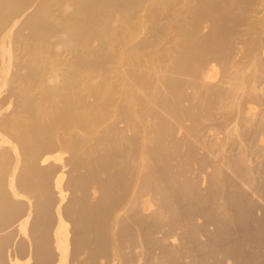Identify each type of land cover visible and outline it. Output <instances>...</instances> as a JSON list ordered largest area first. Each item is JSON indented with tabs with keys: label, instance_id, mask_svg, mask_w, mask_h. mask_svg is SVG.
<instances>
[{
	"label": "rangeland",
	"instance_id": "374dc122",
	"mask_svg": "<svg viewBox=\"0 0 264 264\" xmlns=\"http://www.w3.org/2000/svg\"><path fill=\"white\" fill-rule=\"evenodd\" d=\"M30 1L31 0H29L28 2H26L23 5H27L29 3L31 4V2H32L33 4H31V5H34V6L31 7V5L29 4V6L27 5L26 7H21V8H23V10L20 8L19 11L21 14L18 12V15L20 17L16 18L17 22H16L15 27H13L14 30L12 29V31H10V29H7V31H6L7 33L4 32V34L6 33L5 37H8V42L10 43V44L9 43L8 44L10 47V55L9 56H10L11 62L8 61L9 65H7V67H6L7 71L9 72L8 85H5L6 87L4 86L5 88L3 87L2 92L0 93V103H1L0 104V117H1L0 118V122H1L0 125L2 124L0 126V129L1 128L3 129V126L5 123L8 124L9 127H14V126H20V125L22 126L23 123L28 121L27 120L28 114L26 115V113H24V111H22L23 109H21V107H20L21 104L23 103V95H26V93L28 96V98H27L28 100L31 99V102L36 101V102L41 103V106H44V108L41 107V108H43L44 113L45 112L50 113V111L52 112V111H55L56 109L58 110V111L56 110L57 113L62 112L59 109L62 108V110H63L66 107V106L64 107L63 104L66 103L65 105H67V102H65V101H68L67 99H70V98L66 99V97H68L69 93H71L70 94L71 98L75 100V101L72 100L73 101L72 103H74V105L70 102L71 100L68 101V104L70 102V104L73 105V106L71 105L69 107H71V108L74 107V109H75L73 112L74 116L80 117L83 114V110L89 111V108H90L91 111H89V113H90V116L92 117V119L99 116L100 111H99V108H97L98 105H96L97 104L96 103L97 102L96 96H99V95H96V94H98V92L101 91V88L106 84L113 85V87H114L113 89L116 91V94H115L114 99H112L113 101H110V103H113V104L110 105V103H109L107 110H105L106 119L104 116L103 119H105V120L102 119L103 121L101 122V123H105V122L107 123L106 120H109V117H110L109 121H111V122H108L109 124L108 123L107 124L105 123L104 125L100 124L97 128H96L97 125L94 126L93 128L90 127V129L88 128V130H89L88 132H85V130H87L85 128H84L85 130L84 129L83 130L82 129L81 130L73 129L74 132L75 133L77 132V134H78V137L74 136L75 138L72 137L73 133L70 132V134H71V135L69 134L70 139H71V137L75 140H77L79 138V140H77V141H79V143H81L82 146L81 145L80 146L82 148L80 146H78L79 149L77 147L75 148L79 152L75 150L76 153H74V155H73L71 152H68V154H67L66 151H64V152L58 151L61 153V154H59L55 147L49 151L48 147H46V145H45V143L48 141V138H46V137H48V133L45 132L46 133V135H45V133H44L45 130L41 127V129H43V131H41V134L39 132L38 133L39 135L33 136L35 138V139L33 138L35 141H38V140L41 141L40 144L37 145L40 148L36 147L38 149V152L40 151L39 155H40V153L42 154V155H40V158H42L44 155L48 154L47 151H49V152L54 151V152H56L57 155L59 154V156L62 159L59 158L60 160H57L55 163L51 162L48 164L47 163L43 164V162H42L43 165H41L39 163V165L37 164L38 167L36 168V169H38V171H36L35 169L33 171L32 166H30L28 164V161H26L27 158L23 155L19 156L21 161L24 163L21 162V164H19V169L15 174L16 176L13 175L12 178L16 177V179H18V181H20V182H22L23 178H25L27 180L24 179L22 183H28L29 182V184H28L29 186H31V184H33V181L35 183L38 179H40L41 181H46V182H43V184L45 186L48 185V186H46V189H45L44 188L45 186L42 184V182L40 183V180H38L40 184L37 181L35 184H33L31 186L33 188H35L37 185L41 186V184L44 186V187L41 186V189H40V187H36V189H35L36 191H39V192H37V194H36L37 197L36 196L34 197L35 203L34 202L33 203L35 205L36 203L38 204V202H39V205L36 204L37 206H35V207H30L28 205V207H26V211H25L24 210L25 209L24 208L25 203L20 199H17L18 200L17 201L16 200L17 196H15L16 195L15 193H13L14 198H15V200H13L14 199L13 196L10 197V194H7L6 190H4L5 189V186H3L4 183L3 184L0 183V186H2V187H0V191H1V193H0V215H2L1 216L2 218L5 217L8 220L7 221L5 218H3L4 222H2L3 220L0 217V221H1L0 223L2 224V225H0V226H2V228L0 227V229H1L0 231L3 232V230H5L3 233L0 234V237L2 236L0 238V240L3 238L0 241V245H1L0 246V264H19V263L20 264H38V263L39 264L40 263L41 264H264V57H263L264 56V0H118V1L113 0L112 2H111V0L110 1L109 0H104V1H102V0H88L87 1L86 0L85 3H84V0H81V1L80 0H51V1L41 0V2H40V0H38L39 2H37V0H36V2H35V0H32L31 2ZM43 1H44V3H45V1H46V3L48 2L47 4L49 5V9L52 13L53 20L57 21V23L59 22L61 25L65 26V27H67L69 25L68 23H70V24L72 23L71 25L74 24L76 26V30H75L76 32L71 33L69 35H66L64 30H62L60 28L58 29L57 26H56L57 28L52 30L50 33L47 34L45 32V34L48 36H46L44 34L42 37L45 38L46 43L49 42L47 45H49V46L51 45V48L48 47V50H47V46H45L46 52H44V49L40 50L36 46H34L37 39H34V38L29 39V35H27V34H29L30 28H28V25L23 24L24 22L22 21V20H24L25 23H26V21L28 22L29 16L31 14L33 15L35 13V11L40 7V4L41 5L43 4ZM91 1H92V3H91ZM107 1H109V2H107ZM119 1H121V2L118 3ZM81 2L83 3V5L86 4L85 7L82 5ZM114 2L116 3V5H118V7H119L118 9H117V6H115ZM108 3L109 4L114 3L113 5L111 4L113 7L108 5ZM94 4H96V5H94ZM103 5H104V8H103ZM86 6H88V7H86ZM29 7L33 8V9H31L32 11L30 10ZM65 7L67 8V10ZM24 8H27L28 10L27 9L24 10ZM23 11L24 12L26 11V13H24V16H21L23 14ZM28 12L31 14H29ZM31 16H30V18H31ZM87 20L90 23L87 22ZM19 22H20V24H19ZM59 23L57 25H59ZM21 24H23L25 26H23ZM130 30H132V31H130ZM129 31L132 32L131 36H130ZM128 33H129V35H128ZM112 34H114L116 36L113 38L114 35H112ZM99 36H101V37H99ZM79 37H81V38H79ZM115 38H116V40H115ZM29 40L30 41L32 40V45L30 44L31 42H29ZM86 41H88V42H86ZM67 43H68V45H67ZM201 43H203V44H201ZM204 43H206L207 45L209 44L212 48V49L211 48L210 49L213 51L215 49L214 47H216L217 51L216 50L215 51L218 52V53H216L218 55V56H216V59H215V56L210 55V53L212 52L211 50L208 53L211 57L213 56V58L215 60L213 59L211 61L212 58L206 54L205 55L208 56V59H206L207 57L204 54H202V55H204L206 58L202 57L201 52L198 51V50H201V48H202V50H204L203 48L206 49L207 45L205 46ZM249 43H250L251 47H250ZM254 43H255V45H254ZM217 44L221 46V49H222L221 51H223V49H224L223 45H225V46L227 45L226 48L231 47V49L240 48L239 50L237 49L239 51V53L237 54L236 50H235V52H233L234 51L233 50V51L224 53L227 50H231V49H226V48H225L224 52L221 53V52H219L220 48ZM256 44H257V46H259L258 50L263 51V52H261L262 54H260V52L256 49V47H257ZM198 45H199V48H198ZM248 45H249V47H248ZM252 46H254L255 49L252 48ZM172 47H174V48H172ZM189 47L191 48L190 50H192L191 52L194 55L193 56L191 54L192 58L196 62H194L191 59V62H190V60H188L189 64H187L186 63L187 61L186 62L184 61L185 65L186 64L188 65L187 68H189V69H187L188 71H186V68H185L186 66L184 65V62H181V63H183V65L179 66V64H181V63H179L178 58L176 57V54L178 56V54L182 51H185L184 52L185 54H186V52L188 53ZM192 47L195 49V51H193ZM195 47H197V48H195ZM217 47L219 48V50ZM249 48H251V50ZM50 49H52V50L49 52ZM186 49H188V50L186 51ZM196 49H197V51H196ZM253 49L255 50V52H253L254 51ZM240 50L241 51L243 50V51L241 52ZM256 50H257V53H256ZM207 51L208 50L206 49V51H203V52H207ZM246 51H247V53H246ZM40 52L46 53L45 56L47 57L46 60H41L42 62H41V70H39L40 72L37 71L35 73V75L31 73V76H29L30 79L29 80L25 79L26 77H24V76H26L28 74L27 68H26L27 65L31 61H33L36 57H38L40 55ZM193 52H198V53L194 54ZM231 52H233V53H231ZM129 53H135L136 61H135V63L132 62L133 66L130 65L131 63L126 58L127 54H129ZM199 53H200V55H199ZM219 53H221V55H219ZM253 53H255L254 55H256V56H257V54H258V56H259V54H260V56L261 55H263V56L261 58H260V56L256 57L253 55ZM182 54H183V52H182ZM182 54H181V56H182ZM222 54H223V56H222ZM233 54L235 55V57L233 56ZM187 55L188 54L184 55L183 57H185ZM228 55H230V57L232 55L231 63L228 60V58H229ZM199 56L202 58H200ZM224 56L226 58L228 57L227 60L230 64L227 63L226 58L224 60ZM236 56H238V57H236ZM183 57H181V58L183 59ZM194 57L197 59H195ZM221 57L223 58L224 61H226L227 65H230V66H227L228 70L224 68V67H226L225 66L226 63L223 60H220V59H222ZM189 58H191V57H189ZM199 58H200V60H199ZM217 58H219V60ZM252 58H253V60H251ZM258 58L260 59V61ZM171 59H172V61H170ZM182 59H181V61H182ZM184 59H186V58H184ZM204 59L206 60V62L210 59L209 61L213 62V63L209 62L210 63L209 64L207 62L206 63V64H208V68H207V65L205 66V62H204L205 60ZM233 59L236 61H239L240 63L235 64L236 61H234ZM237 59H239V60H237ZM179 60H180V58H179ZM201 60L202 61L204 60L201 64L204 63V67H205L206 72H210L212 70L213 72H211V73H214V75L211 74L212 78L208 79V81H207L208 83H206V85L203 86L204 89H201L203 87H201V88H199L197 86L195 87V85H197V84H195L196 82L194 83L195 80L194 81L192 80L193 77H191L189 79L190 75H188V73L190 72L191 66L193 69L198 64V62H201ZM250 60H251V62H250L251 65L248 66ZM222 61L225 63V65L222 63ZM153 62L156 64H154ZM167 62L168 63L170 62L169 63L170 67H168L169 64ZM128 63H130V64H128ZM190 63H192L194 65L196 64V65L193 66ZM242 63L244 65H247V66H244ZM5 64H8V63L6 62ZM176 64H177V66H176ZM239 64H240V66H239ZM86 65L88 67V70L85 69ZM141 65H142V67H141ZM232 65H234V67L237 65L238 67L236 66L234 68ZM241 65L244 66V68H246V67L248 68L249 71L246 70L247 74H249V72H250L249 75L251 76V78L253 77L252 79L255 80V83H254V80L250 79V76L247 75V78L250 80V87H246L244 90H240V92L238 94H240V95L243 94L244 96L242 95V97H241L240 95H238L235 98V99L240 98L239 100L237 99L238 101H236L234 99V102L235 101H236L235 103L238 102L239 104L238 103L237 104L239 106L235 105V103L233 106H230V104H228L230 102V100H228L229 98L227 99V97L230 96V92H231V86H229V85H231L233 82H231V84H230L229 83L230 81L227 77H229L230 74L232 75V73H230V72H232L233 69H235V70H233L235 72L239 71L236 69H241V71H242L244 68H242ZM260 65H261V67H260ZM79 66H80V68H79ZM82 66H84V67L82 68ZM151 66L155 67L156 75L151 71ZM157 66H159V67L157 68ZM182 66H184V67H182ZM222 66H224V67L222 68ZM178 67L179 68L182 67L183 70L182 71L179 70ZM210 67H212V68H210ZM230 67H232L231 71H230V69H231ZM239 67H241V68H239ZM250 67H251V69H250ZM93 69H94V71H93ZM114 69L117 70L119 73H121V79H122L121 81H120V79H117V78L111 79L112 77L110 75V72L112 70L115 71ZM159 69H160V71H159ZM168 69H170V70L168 71ZM184 69L186 72H184ZM161 70H163V71H161ZM222 70H224V71H222ZM225 70H226V72H225ZM257 70L259 72H257ZM260 70L262 71V73ZM17 71H18V73H17ZM87 71H90L89 75L87 74L88 73ZM95 71H96V73H95ZM128 71H129V76L130 77L132 76V79H133V77H134V79L136 77L135 80L133 79L135 84H134V82L132 83L133 80L129 79L128 75H126V73ZM134 71H136V72L134 73ZM149 71H151V72H149ZM170 71H172V72H170ZM246 71H243V72H246ZM8 72H6V73H8ZM51 72L57 73L58 79H59V80L57 79V81H58L57 83H54L53 81H51V79H50L51 74H52ZM174 72L175 73L176 72L177 73L183 72V73H181L182 76H183V74H186V76L184 75L186 77V79H182L181 82H182V84L183 83H185V84L189 83L188 84L189 87H188V85H186V86L188 88H191V89H187L184 86L185 84H183V86H184L183 90L187 89L188 92L187 91H184V92L188 93L187 95L189 98L187 96L185 97L186 99L184 98V96L186 95L185 93H184V96H182L183 95V92H182L183 87L180 85L181 82L179 81L180 83H178L177 79L174 80V78L175 77L178 78V76L180 78L179 80H181V78H185V77L184 76L181 77L180 74L178 76L177 75L175 76ZM223 72H225V73H223ZM227 72H229V74ZM93 73L96 75H94ZM259 73H260V75H258ZM141 74H142V76H141ZM171 74L174 75L175 77L173 76L174 77L173 78ZM189 74H191V73H189ZM223 74H224V76H223ZM225 74H226V77H225ZM227 74H228V76H227ZM85 75L88 78L85 77ZM134 75H136V76H134ZM138 75H139V77H138ZM109 76H110V78H109ZM163 76L168 77V78L170 77V78L169 79H166V78L163 79ZM222 76H223V78H222ZM95 77H97V78H95ZM124 77H125V80L123 79ZM141 78L143 81L140 80ZM157 78L159 79L158 81L154 80ZM161 78H162V80L160 81ZM172 78L174 81L172 80ZM225 78H227V79H225ZM71 79L73 80L74 83L72 82ZM103 79H104V81H103ZM128 79L132 80V81L127 82ZM26 80H27V82H26ZM137 80H138V82L142 81L143 84L150 81V83L152 85V87L150 86L151 89L153 88L154 85H156V86H154V88L158 89V90L156 89V91L158 93L154 94L155 93L154 88H153V90H151L149 88L151 91L149 89H143L142 85H140V83H138ZM184 80H185V82H184ZM186 80H189V82L187 81L188 82L187 83ZM155 81H156V83H155ZM165 81H166V83H165ZM171 81H173V82L177 81V84L173 83ZM222 81H223V83H222ZM121 82H123V84ZM224 82H226V83L224 84ZM9 83H10V85H9ZM68 83H69V85H68ZM87 83L88 84L92 83L93 87H90V89L93 88L94 90H89V88H87V85H88ZM227 83H229V84H227ZM126 84H127V86H126ZM174 84L179 85L181 89L178 88L179 86L178 87L173 86ZM70 85H71V88L73 87L72 91L68 89L70 87ZM89 85H88V87H89ZM135 85L137 86V88L135 89V91H137V92L134 91L133 93H137V94H135L136 95L135 97H137V99H139L138 102H140L144 98L147 100L151 99V101L153 99L154 101H152V102L150 101V103H149V101L147 102L145 100L147 103H145V101L140 102L136 106L135 104L137 103L136 102L137 100L135 98L134 99L136 101H134L133 99L129 100L130 98L126 97V95L129 96V94L127 93L130 91L129 89L132 88L134 90V87H132V86H135ZM193 85L195 88L193 87ZM251 85H252V88H251ZM123 86L124 87L126 86L124 88V90L122 89ZM128 86H129V88H128ZM211 86H215L216 88L215 87L212 88ZM170 87L172 88L171 91L169 89ZM225 87H227V88H225ZM98 88H100V89H98ZM198 88L200 89V91L198 90ZM207 88H210L211 90H209ZM253 88L255 89V91H254L255 93L251 92L254 90ZM120 89H121V91H119ZM132 89L130 92H132ZM164 89L166 91H164ZM194 89L195 90L197 89L196 90L197 92L194 91V92H196V94L193 93ZM205 89H207L208 91ZM213 89H214V92H213ZM224 89H226V91ZM246 89H248V90H246ZM167 90H168V92L170 91V93H168ZM176 90L177 91L181 90V92H182V93L178 92L180 94L179 95L180 97L178 96L179 98H176V96H177ZM202 90H205V91L203 92ZM215 90L217 92H219V94L221 96H219V94L215 93L216 92ZM7 91H8V93H7ZM23 91H24V93H23ZM123 91H125L126 94H124ZM148 91H150L149 92L150 95L146 94V92H148ZM153 91H154V93H153ZM160 91H161L162 95L159 94ZM163 91H164V93H163ZM206 91H207V93L205 96L204 94ZM227 91L228 92L230 91V92L228 93ZM243 91L246 92L247 94L244 93ZM90 92H92V93H90ZM173 92L174 93L176 92V94H174ZM225 92H226L227 97L222 96L225 94ZM248 92L254 93L255 95L250 96ZM6 93L9 95L4 96V95H6ZM73 93H74V95H73ZM93 93L95 95H93ZM143 93H144V95H143ZM197 93L199 94V96ZM158 94L160 95V98H158L159 97ZM168 94H173V96H174V98H176V100L180 99L181 103L183 105L180 103L181 104V106H180L179 103H178L179 105L177 104L176 100L174 102H172V100L169 99V100H171L170 101L171 106L172 105H176V106L178 105L179 108L177 109L175 106L174 110H172V112H171V108H168V110H167V108H165V107H167L168 105L170 106V104H168L169 103L168 102V103H166L168 105L164 106V108L166 109L167 112L160 110V109H162V107H159V106L161 104H162L161 106L166 105L165 102L169 101L167 99L171 95H168ZM200 94L203 97H201ZM191 95H192V97L194 96V99L191 98ZM216 95H218L219 97H216ZM72 96H74V97H72ZM147 96L150 98H146ZM211 96L214 97L215 99L212 98ZM155 97H157L158 99H155ZM161 97L163 100L161 99ZM165 97H167V99ZM5 98H6V100H5ZM7 98H9V99L11 98V99L8 100ZM79 98L82 100H80ZM120 98L121 99L125 98L124 100L123 99L122 100L126 101V103L123 102V104H125V105L127 104V106H128L127 108H126V106H124L122 104V101ZM170 98H173V97L171 96ZM196 98H197V101L195 100ZM198 98L200 100H198ZM189 99H191V100H189ZM201 99H202L203 103H202ZM205 99L206 100L211 99V100H213V102H214V100H215V102H218L221 99V102H222V100H223V102L221 104L219 103L220 104V106H219L218 103H215V102L213 103L212 101L208 100L206 102L207 103L206 104L204 101ZM4 100L7 102V103L5 102L6 104L4 103ZM45 100H47V101H45ZM116 100H117V102H116ZM184 100H185V102H184ZM194 100H195L194 103L190 102V101H194ZM225 100H226V103L228 102L227 104L224 103ZM57 101H59V102H57ZM156 101L159 104L157 106H156ZM2 102H3V105H2ZM26 102H27V100H26ZM46 102H50V103H46ZM118 102L121 103L122 105L119 104ZM130 102L131 103L133 102L132 104L135 105L134 110H133L135 112L131 113V114L136 115V116L132 115L134 118L140 117L139 116L140 111L144 112V110H146L144 112L145 115L151 116V114H153V113L150 114L149 111L150 110L151 111L157 110V111H155V113H157L158 116L154 114L153 115L154 118L151 119L152 121L148 120V119H150L149 116L146 117V116L142 115V117H144L142 119V123L146 122V124L148 125V122L145 120V118H147V120L150 121L149 125L151 126V122H152V126H155V127H150V126H147L144 124H140L141 119L137 120L139 122V125L137 124L139 128L136 130H139V131L141 130L140 135L143 131L142 135H144V136L141 135L142 138L139 135V133L138 134L136 133L137 131L135 132V129H133V130L138 136L137 135L134 136L135 133H133L134 135L132 136L131 132H132L133 127L131 126L132 127L131 128L129 126V124L127 123V120L125 119V114L122 112L125 109L129 110ZM154 102H155V104H154ZM160 102H161V104H160ZM172 103H175V104H172ZM117 104H119L118 106H120V107H118ZM147 104H149L150 106ZM184 104L187 106H185ZM194 104H195V106H194ZM4 105H6V106H4ZM75 105H77V106H75ZM89 105L92 108H94V111L92 110L91 107H89ZM151 105L156 106V108L158 107V109H156L153 106L151 109ZM211 105L215 106V107L216 106H219V107H217L218 109L214 107L216 110L215 109L213 110V108H210V107H212ZM3 106L5 107V109ZM81 106H83L84 109ZM116 106L118 108H120L121 111H119V109L117 108V110L119 111V112H117V110L115 109ZM122 106H124V107H122ZM182 106H183V109H184V107H187V108L189 107V109L187 111H186L187 108L185 110H183L181 108ZM190 106H194L195 109L193 110V108ZM221 106H223V107L221 108ZM75 107L76 108L79 107V109H76ZM146 107L149 108V110H147ZM140 108H142V109L144 108V109L142 110ZM219 108H221V111H223L225 113L221 112L219 110ZM223 108H224V110L230 109L231 111H228V110L224 111ZM169 109H170V114L172 117L171 116L168 117L166 114L169 112ZM172 109H173V107H172ZM233 109H235V110L232 111ZM137 110H138V112H137ZM175 110H176V113L174 114V116H175L174 117L172 113L175 112ZM180 110H182L184 112L186 111V112H188V114H186V112H185L182 115ZM217 110L220 112H218ZM77 111H79V112H77ZM80 111H81V113H80ZM158 111L161 112L160 114L165 112V113H163V115L166 114V116L161 117L160 114H158ZM208 111H210L211 117L209 119L210 115H208V118L205 119L207 117L206 114L209 113ZM94 112H96V114H94ZM111 112H113V113H111ZM130 112H132V111H130ZM141 112H140V115L144 114ZM146 112H149V113L146 114ZM178 112L181 113L180 115L183 118H180V117H179V119L176 118L178 115ZM190 112L193 114L189 115ZM228 112H230V113L232 112L233 114L231 113L228 115ZM73 113H72V115H73ZM79 113H80V116H78ZM214 113H215V115H214ZM220 113H221V116H220ZM97 114H98V116H96ZM107 114L111 115V116H108ZM170 114L168 113V115H170ZM194 114L198 119L201 117V120L199 119L200 121H198V119L193 116ZM239 114H240V116H239ZM112 115H114V116H112ZM117 115H121V117L124 116V118L120 119V117ZM180 115H178V116H180ZM185 116H189L190 119L187 117L188 119L186 118L185 119L186 121H185L184 120ZM190 116L193 118V120H191L192 118ZM243 116L244 117L246 116V118H244ZM170 117L172 119L175 118L174 120L176 122H181L180 119L184 120L185 122L183 121V123H182L184 125H182L180 123H179L180 125L179 124L178 125L179 126H181V125L185 126L186 125L185 128L183 127L184 128L183 129L182 126L178 127V128L176 127L179 130L174 128L175 130L173 131L172 128L174 127V125H175L174 123H176V122L173 121L174 123H172ZM136 118H135V120H136ZM163 118L167 119V120L170 119L169 121H167V123L171 121V123L173 124L171 129L168 131V133L171 131L170 132L171 134L173 133L176 135L175 137H173L174 136L173 134H172L173 136L171 135L172 138H174V139H172L171 136L169 137L172 140H170L169 138L168 139L163 138L164 134L166 133L165 131H167L165 126H164L165 124H162L164 127H162V125H161V123H164V122L166 123V120L164 121ZM228 118H230L231 122H229L230 120ZM153 119H157V120L162 119V120H160V121L158 120L156 122V120L154 121ZM236 119L238 121H236ZM119 120H122V121H119ZM113 121H114V125H116L118 128L117 127H115V129L112 128L114 130V132H112V131L110 132V130H112V129L109 128L110 130H108L107 127H109V125H110V127H112ZM196 121L200 122V123L196 124ZM226 122L228 123L227 126L229 125L228 126L229 128L225 125ZM155 123H156V125H153ZM171 123H168V124H170V126H171ZM111 124H112V126H111ZM157 124H160L161 126L157 125ZM140 125H142V126H140ZM143 125H144V129L146 128V126L148 128V129L147 128L145 129V132L143 129ZM104 126H106L105 129L103 128ZM158 127L160 130L155 129ZM224 127L228 128L229 132L231 131L230 132L231 136L229 135V132L227 131V129L224 131ZM125 128L129 131H126L125 133H123L122 131H125L126 130ZM149 128H151V131H152V128H154V131L151 132ZM2 129L0 130L1 135H2L3 131L5 130L4 129L2 131ZM117 129H118V131H116ZM78 131L80 132V134L78 133ZM149 131L151 132L152 136H151V134L149 135ZM158 131H160L161 133ZM175 131H176V133H175ZM4 133H5V135H4L5 137L4 136H0V137H2V139L3 138H5L6 140L8 139L12 143L9 141H6L5 139H3V140H5L6 142H0V181L6 175L5 171L7 169V166H9L10 163L13 161V157L15 155L13 153L15 151L19 150V149L13 150V148H17V147H14V145L16 144L15 143V141H16L15 137L10 132H9L10 134H8V131L7 132L4 131ZM144 133L148 134L149 140H147V135H145ZM153 133L156 134V136H154ZM168 133H167V136H165V138L168 137V135H169ZM189 133H191V134H189ZM77 134H75V135H77ZM125 134H126V136L128 135V137H130L129 139H132L133 137L134 138L137 137V139L139 138L138 141H140V139H142L141 142H139L141 144L138 143L136 138L135 139L133 138L134 140L133 139L128 140V142L126 143V141L122 140V139H124V140L128 139V137H126ZM83 135L85 137H83ZM123 135L126 138H122ZM10 136H12L14 141L12 140V138ZM149 136H150L152 141H153V139L155 141L156 139H159L162 136L161 137V140H162L161 143L162 142H163L162 144L165 143L164 145H162V147H163V154H162L163 156L161 155L162 157L161 156L157 157L155 155V154H157L156 152H154L155 147H151L155 143H153L150 140ZM7 137H9V138H7ZM76 137H77V139H76ZM105 137L106 138L108 137V138L105 139ZM41 138H42V140H41ZM66 138H68V136H66ZM103 138L106 141L108 140V143H106V144L109 145L107 150L104 151L105 154L103 151L99 150L100 147L97 148L98 146H100L99 144H101V142L104 140ZM85 139H86V141H85ZM99 139H101L100 143H99V141H100ZM105 140H104V142H106ZM119 140L120 141L122 140L124 142L123 143L121 141L123 143V144L121 143L122 146H125L127 144L126 148H128L126 151V148L123 147V151H121L122 154H121V152L119 154V151H118V150H120V147H121ZM143 140H145V142ZM80 141H82L84 143V145ZM5 143H8L9 146H8V144H5ZM13 143H15V144H13ZM42 143H43V145H42ZM148 144H150V145H148ZM151 144H153V145H151ZM107 145H106V147H107ZM136 145H137V147H136ZM15 146H17V145H15ZM127 146H129V147H127ZM140 146H142L140 148L141 150H139ZM143 146L146 149H144ZM147 146L148 147L150 146V147L148 148ZM10 147H12V148H10ZM111 149L112 150L114 149V151H112ZM130 149H131V151L133 150V152L136 151L135 157H137V158L142 157V159L141 158H139L140 160L136 159L133 156L134 153L131 151L129 154L125 153V152H128V150H130ZM137 149L139 151H137ZM121 150H122V147H121ZM143 150H145V152H143ZM95 152H96V154H95ZM106 152L108 153L107 155H109V152H110V155L112 153L114 154V152H115V154L111 155L112 157L110 155L106 156ZM123 152L127 155L125 156L123 154ZM137 152L140 153L141 156H139L140 154L138 155ZM44 153H46V154H44ZM131 153H133V154H131ZM142 153H144L145 158L143 157ZM56 154H54V155H56ZM115 155H117V156L115 157ZM128 155H130V157ZM11 156H13V157H11ZM71 156H73L72 157L73 160H72V158L70 159ZM133 157L135 158V161H133V159H134ZM24 158H25V160L23 161L22 159H24ZM84 158H85V160H84ZM110 158H111V160H110ZM143 158L145 159V161ZM121 159H123V160H121ZM124 159L126 160V162ZM67 160H69V161H67ZM99 160H101V161H99ZM59 161H60V163H59ZM85 161H86V163H85ZM138 161L140 162L139 164L141 166L138 164ZM133 162H134V164H137V167H139V168H137V167L135 168V165L133 164ZM142 162L146 165V168L144 167L145 165H143ZM108 163L109 164L111 163V166H108ZM7 164H9V165H7ZM22 164H24V168L26 170L23 168ZM72 164H74L77 168L70 169L69 167H71V168L75 167ZM112 164L116 167L115 170H114V166ZM64 165L65 166L69 165V166H67L69 171L66 170V167ZM79 165H80V167H79ZM105 165L107 167H105ZM125 165H129V166L126 167ZM102 166L105 167V169ZM123 166H125L126 168H124ZM27 167L29 169L30 168L31 169L29 170ZM98 167H100L101 169ZM122 167H123V169H122ZM53 168H55V169H53ZM60 168H61V170H60ZM134 168L135 169L141 168V169L136 170V172H135ZM126 169H128L129 171L127 172ZM105 170H107V171H105ZM109 170H110V172H109ZM120 170H121V172H120ZM131 170H133L134 173H136V174H138V171H139L140 174L137 175L138 177L135 176L136 174L134 175V177L133 176L130 177L129 174H130V172L132 173ZM18 172H19V174H18ZM25 172H26V174H25ZM55 172L57 173L56 176H55ZM124 172L126 175L123 174ZM48 173L49 174L51 173L52 175L50 174L51 175L50 176ZM134 173H132V174H134ZM34 175H36V176H34ZM145 175L146 176L147 175L153 176L152 180H153V185L155 186V189H152V190L150 189V191L147 190L146 192H143L144 190L141 189V191H142V194H141L140 189L138 188L139 183H140L139 181L142 180L141 178L143 176H144L143 180H145L147 178V177H145ZM29 176L31 177V179ZM49 176H50V178L53 176L51 178V180H49L50 179V178H48ZM67 176H69V177H67ZM91 176L93 178L95 177V179H97L96 182L99 181L96 184L99 185V183L101 182V184H103L105 188L109 186L108 187L109 189H107V188H106L107 190L104 189L103 185L100 184L102 186L101 187L102 189L99 190L100 185L97 186L98 187L97 188L95 186V183H94L95 181L93 182V178ZM125 176H126V178H125ZM139 176H140V178H139ZM149 176H148L147 180H149ZM34 177H36V179ZM58 177L62 178V183H63L62 187L58 186V185H54L55 184L54 182H56V180H54V179L58 178ZM135 177L139 178L140 180H137ZM45 178H48V180ZM84 178H86V179H84ZM127 178H130V180H133V182L136 180L135 182L138 183V184H136L134 182V185L135 186L137 185L136 187H134L133 185L129 186L130 188L132 187L133 190H132V188L131 189L127 188V186H128L127 184H130V183L133 184V182H131L129 179L127 181ZM28 179L31 181H29ZM81 179H82V182H80ZM89 180H92V181H89ZM125 181H127V183ZM71 182H74V185L71 184ZM128 182H130V183H128ZM49 183H51L50 184L51 186L49 185ZM125 183H126V187H125ZM105 184L106 185L108 184V186H106ZM116 184L118 186H115ZM140 185H142V184L140 183ZM57 186H58V188H57ZM70 186H71V188H70ZM86 187H87V189H85ZM91 187H92V189H91ZM65 188L69 191H67ZM77 188L79 189V191H77ZM124 188H125V192H123ZM43 189H44V191H43ZM59 189L67 191V192L64 191V193L66 195L65 200H67V201H65L61 205L62 210L64 207L62 214L64 216H67L69 218V220L70 219L72 220V221L70 220L72 223L70 222L68 225L70 227L69 228L70 233L68 236V240L69 239L70 240L68 241L69 243H67L66 249H68V251L65 250L64 258H62V256H60V254H58L59 253L58 248L53 247L54 236L52 235L54 232V229H55L54 227L56 226L55 225L56 221L59 218V217H57L58 214L56 212L57 205H54V204H57L56 198H58L57 197L58 196L57 191ZM74 189L76 190V193H75ZM127 189H129V190H127ZM138 189H139V191H137ZM86 190L89 192L92 191L93 192L92 194L91 193L89 194V192H88V194L91 196H94V197L88 196ZM102 190H105L104 193ZM154 190H156V191H154ZM82 191L83 192L86 191V198H84L85 193H83ZM106 191H108V192H106ZM126 191H128V192L131 191V193L133 192L132 193L133 195L130 193L131 195L128 196L129 193L125 194V193H127ZM55 192H56V194H55ZM139 192H140V194H139ZM2 193H3V196H2ZM102 193L104 195H102ZM45 195L47 196V198ZM52 195H54L55 197ZM101 195H102V197L103 196L106 197L105 198L106 200L108 198V200H110V201H108V200L106 201L104 199V197L102 199ZM159 195H160V197H159ZM40 196L41 197L44 196V197L41 198ZM126 196L131 197V199H130L131 201L132 200L134 201L136 198L137 199L141 198L139 196H142L143 198L139 199V201H141V202H139L138 200H135V202L138 201V203L141 204V206H142L141 210L143 209L142 210L143 213L141 211H139L138 209H136V206H134L132 204L133 201L131 202L132 205H130V200H127V199H126V202L129 201L128 204L126 202L124 203L123 201H124V198H127ZM134 196L135 197L137 196V197L132 199V197H134ZM51 197H53V198H51ZM87 197H90V198H87ZM100 197H101V199H100ZM91 198H92V201H91ZM89 199L91 202H89ZM97 199L99 202L97 201ZM37 200H38V202H36ZM41 200L44 204L41 202ZM144 200L146 202L148 200L150 201V202H148L150 205V206H147L148 208L146 206L145 207L143 206L145 203ZM96 201H97V203H96ZM83 202H85V203H83ZM87 202L89 203V205ZM122 202L126 206L121 207L123 209H122V212L120 214L121 215L119 218L120 220L117 223L116 221H114L115 220V214L112 216V213H115V212L117 213V211L120 210V207H119L120 203H121V206H124L122 204ZM65 203L69 204L72 208L69 207V205L68 206L65 205ZM86 203H87V206L84 205ZM142 203H143V205H142ZM77 204L79 207L77 206ZM134 204L136 205V203H134ZM140 204H138L139 207H137L139 209H140ZM41 205H43V206H41ZM63 205H65V206H63ZM127 205H129L128 208H127ZM26 206H27V203H26ZM130 206H133V208ZM53 207H55V210H53L54 209ZM116 207L119 209H117ZM20 208H22V209L24 208V209L23 210L21 209V211H20ZM27 208H28V210H29V208H31L32 210H29V212L27 213V211H28ZM114 209L115 210L117 209V210L115 212H113ZM135 209L137 211H135ZM65 210H66V212H65ZM9 211H10V213H9ZM50 211H51V213H50ZM17 212H20V213H18L16 216ZM21 212L23 214H21ZM24 212H26V213H24ZM30 212H33V214L32 213H31L32 215L29 214ZM80 212H82V213H80ZM71 213H72V215H71ZM25 214H28V215H26V217L28 216L27 220L29 222L26 220ZM56 214H57V216H55ZM68 214H69V216H68ZM155 214H157V215L159 214L160 215V216L158 215L159 218ZM48 215H49V217H48ZM15 216L17 218L19 217L18 218L19 222H17L18 220ZM70 216H72V217H70ZM111 216L114 217L113 220L110 218ZM40 218H42V220L44 219L45 221L44 220L42 221ZM20 219H22V222L20 221ZM51 220H53V222ZM15 221H16V223H15ZM110 221H112V222H110ZM8 222L10 224H8ZM40 222L43 224H41ZM19 223H20V225L18 226ZM21 223L23 226L21 225ZM113 223L116 225H114ZM30 224H32V225H30ZM40 224L42 226H44V225L45 226L42 228V226ZM7 225H9V226L7 227ZM73 225H75V226H73ZM110 225H111V228H110ZM10 226H12V227L10 228ZM15 226L17 227L18 230L15 229L16 228ZM115 226H116V228H115ZM113 227L115 228V230L112 229ZM7 228L9 230H7ZM108 228H110V229L108 230ZM25 229H26V231H25ZM34 229H36V230H34ZM42 229L44 230V232H42L43 231ZM27 230L29 231V234H28ZM113 230H114V232H113ZM21 231L24 233H22ZM34 231H36V232H34ZM5 233L8 235V237ZM47 233H48V235H47ZM24 234H25V236H24ZM14 235H16L17 237ZM11 236H12V238H11ZM45 236H46V238H43ZM15 237L18 239H15ZM50 237H52V238H50ZM112 237H114L113 238L114 240L112 239ZM35 238H39V239H35ZM5 239L8 240L9 242H7ZM25 239H26V241H25ZM46 239H48L49 241H47ZM10 240L11 241L14 240V241L11 242ZM30 241H32V242H30ZM112 241H113V243H112ZM48 242L51 243V246ZM25 243L27 246L25 245ZM44 244L47 247H45ZM5 245H7V246H5ZM41 246L43 249L39 248ZM7 247H9V248H7ZM20 248L22 249V251ZM29 248H30V250H29ZM31 248L33 251L31 250ZM36 248H39V249L37 250ZM110 248H112V249H110ZM14 249L16 250L17 253L15 252ZM34 249L36 250V252H39V254H37ZM44 249H45V251H44ZM54 249H55V251H54ZM115 249H117L118 251ZM27 250H29V251L26 252ZM7 251H9V252L11 251V252L9 253ZM18 251H19V255L23 254V258H25V259L19 260V258H22L21 257L22 255L20 257H18ZM7 253H8V255H7ZM25 253L28 255L26 256ZM32 253H33V255L35 254L34 255L35 257L32 256ZM114 254L117 256H115ZM11 255L13 257H11ZM36 255H38V256H36ZM114 256H115V258H114ZM12 258H13L12 261L15 263H13L11 261ZM17 260L21 261V262H18ZM4 262H6V263H4Z\"/></svg>",
	"mask_w": 264,
	"mask_h": 264
},
{
	"label": "bare ground",
	"instance_id": "6f19581e",
	"mask_svg": "<svg viewBox=\"0 0 264 264\" xmlns=\"http://www.w3.org/2000/svg\"><path fill=\"white\" fill-rule=\"evenodd\" d=\"M28 1H29V0H0V93L2 92V88H3L5 85H8V76H9V72L7 71L6 67H7V65H9V62H8V61L11 62V60H10V56H9V55H10V47H9V44H10V43L8 42V37H5V36H6L5 34L7 33V32H6L7 29H10V31H12V29L14 30L13 27H15L16 22H17V19H16V18H17V17H20V16L18 15V12L20 13L19 10H20L21 7H26L27 5L29 6L30 3L27 4V5H23V4H25L26 2H28ZM31 1H32V0H31ZM31 1H30V2H31ZM49 1H51V0H49ZM80 1H81V0H80ZM85 1H86V0H84V3H85ZM87 1H88V0H87ZM102 1H104V0H102ZM109 1H110V0H109ZM109 1H107V2H109ZM112 1H113V0H111V2H112ZM117 1H118V0H117ZM117 1H116V2H117ZM35 2H36V0H35ZM35 2H34V3H35ZM37 2H39V1L37 0ZM40 2H41V0H40ZM53 2H54V1H53ZM120 2H121V1H119L118 3H120ZM47 3H48V2H47ZM47 3H46V1H45V3H44V1H43V4H42V5L40 4V7L35 11V13L33 12V13H34L33 15H32L31 13H29V12H30V11H29L28 13L31 14L32 16L30 15L31 18H30V16H29V21H28V22L26 21V23H25V21L21 19V20L24 22L23 24L28 25V28H30V30H29V34H27V35H29V39H31V38H32V39H33V38H34V39H37V41H36V43H35L34 46H36V47H37L38 49H40V50H41V49H44V52H46V50H45L46 47H45V46H47V50H48V47L51 48V45H50V46L47 45L49 42L46 43L45 38L42 37V36L45 34V32L48 34V33H50L52 30H54V29L57 28V27H58V29L60 28V29L64 30V32L66 33V35H69V34H71V33L76 32V31H75V30H76V26H75L74 24L71 25L72 23H71V24L68 23L70 26L67 24V25H68V26L66 25L67 27L61 25L59 22H58L59 25H57L58 23H57V21L53 20L52 13H51V11H50V9H49V5H48ZM70 3H71V2H70ZM81 3H82V2H81ZM86 3H87V2H86ZM91 3H92V1H91ZM94 3H95V2H94ZM104 3H105V2H104ZM114 3H115V2H114ZM114 3H111V4L113 5ZM31 4H33V3L31 2ZM31 4H30V5H31ZM35 4H36V3H35ZM75 4H76V3H75ZM89 4H90V3H89ZM111 4L108 3V5L112 6ZM82 5H83V3H82ZM85 5H86V4H85ZM85 5H83V6L85 7ZM90 5H91V4H90ZM94 5H96V4H94ZM106 5H107V4H106ZM108 5H107V6H108ZM32 6H34V5H31V7H32ZM115 6H117V9L119 8L118 5H116V3H115ZM207 6H208V5H207ZM66 7H67V6H66ZM66 7H65V8H66ZM86 7H88V6H86ZM112 7H113V6H112ZM120 7H121V6H120ZM123 7H124V6H123ZM29 8H30V7H29ZM100 8H101V7H100ZM103 8H104V5H103ZM115 8H116V7H115ZM21 9L23 10V8H21ZM25 9H27V8H24V10H25ZM31 9H33V8H30V10H31ZM88 9H89V8H88ZM113 9H114V8H113ZM210 9H211V8H210ZM27 10H28V9H27ZM64 10H65V9H64ZM66 10H67V8H66ZM114 10H115V9H114ZM114 10H113V11H114ZM31 11H32V10H31ZM185 11H186V10H185ZM191 11H192V10H191ZM213 11H214V10H213ZM65 12H66V11H65ZM203 12H204V11H203ZM24 13H26V11H25V12L23 11V14H22L21 16H24ZM20 14H21V13H20ZM17 15H18V16H17ZM212 15H213V14H212ZM25 17H26V16H25ZM23 18H24V17H23ZM57 18H58V17H57ZM207 18H208V17H207ZM10 19H11V20H10ZM14 19H15V20H14ZM91 19H92V18H91ZM94 19H95V18H94ZM205 19H206V18H205ZM216 19H217V18H216ZM72 20H73V19H72ZM66 22H67V21H66ZM80 22H81V21H80ZM87 22H89V21L87 20ZM21 23H22V22H21ZM89 23H90V22H89ZM17 24H18V23H17ZM19 24H20V22H19ZM23 24H21V25H23ZM92 25H93V24H92ZM23 26H25V25H23ZM56 26H57V27H56ZM16 27H17V26H16ZM21 28H22V27H21ZM25 28H26V27H25ZM77 28H78V27H77ZM17 29H18V28H17ZM58 29H57V30H58ZM57 30H56V31H57ZM127 30H128V29H127ZM198 30H199V29H198ZM200 30H201V29H200ZM92 31H93V30H92ZM116 31H117V30H116ZM130 31H132V30H130ZM130 31H129V33H130V36H131V33H132V32H130ZM4 32H6V33L4 34ZM16 32H17V31H16ZM27 32H28V31H27ZM129 33H128V35H129ZM199 33H200V32H199ZM51 34H52V33H51ZM11 35H12V34H11ZM45 35H46V34H45ZM53 35H54V34H53ZM89 35H90V34H89ZM112 35H114V34H112ZM46 36H48V35H46ZM46 36H45V37H46ZM71 36H72V35H71ZM110 36H111V35H110ZM115 36H116V35H114L113 38H114ZM124 36H125V35H124ZM39 37H40V38H39ZM41 37H42V38H41ZM52 37H53V36H52ZM64 37H65V36H64ZM82 37H83V36H82ZM96 37H97V36H96ZM99 37H101V36H99ZM117 37H118V36H117ZM50 38H51V37H50ZM71 38H72V37H71ZM79 38H81V37H79ZM97 38H98V37H97ZM190 38H191V37H190ZM100 39H101V38H100ZM107 39H108V38H107ZM53 40H54V39H53ZM105 40H106V39H105ZM115 40H116V38H115ZM65 41H66V40H65ZM65 41H64V42H65ZM235 41H236V40H235ZM29 42H31L30 44L32 45V40H31V41L29 40ZM66 42H67V41H66ZM86 42H88V41H86ZM208 42H209V41H208ZM241 42H242V41H241ZM250 42H251V41H250ZM8 43H9V44H8ZM113 43H114V42H113ZM214 43H215V42H214ZM242 43H243V42H242ZM28 44H29V43H28ZM33 44H34V43H33ZM108 44H109V43H108ZM201 44H203V43H201ZM204 44H205V46L207 45L206 43H204ZM230 44H231V43H230ZM233 44H234V43H233ZM251 44H252V43H251ZM63 45H64V44H63ZM67 45H68V43H67ZM208 45H209V44H208ZM208 45L206 46V49L208 50L207 52H203V51H206V49L203 48L204 50H202L201 47H200V48H201L202 51H201V50H198V51L201 52V55H202V54H204V55L206 54V55H208V56L213 55V56H215V59H216V56H218V55L216 54V53H218V52H216V51H217L216 47H214L215 49H214V51H213V50H211V49H212L211 46H210V45L208 46ZM214 45H215V44H214ZM217 45H218V44H217ZM249 45H250V43H249ZM249 45H248V47H249ZM254 45H255V43H254ZM205 46H204V47H205ZM218 46H219V48H220V51H219V52L222 53V52H224V50H225V48H226L227 45H226V46L223 45V47H224L223 51H221V50H222V49H221V46H220V45H218ZM256 46H257V44H256ZM256 46H255V47H256ZM152 47H153V46H152ZM202 47H203V46H202ZM207 47H208V48H207ZM223 47H222V48H223ZM228 47H229V46H228ZM243 47H244V46H243ZM250 47H251V45H250ZM139 48H140V47H139ZM172 48H174V47H172ZM192 48H193V47H192ZM195 48H197V47H195ZM198 48H199V45H198ZM210 48H211V49H210ZM217 48H218V47H217ZM219 48H218V50H219ZM232 48H233V47H232ZM252 48H254V46H252ZM258 48H259V46L256 47L257 50H258ZM111 49H112V48H111ZM188 49L190 50L191 48L189 47ZM188 49H186V51H187ZM226 49H231V47H230V48H226ZM237 49L239 50L240 48H237ZM237 49L227 50V51H225L224 53H227V52H230V51H233V50H234L233 52H235V50H236V52H237V54H238L239 51H238ZM249 49L251 50V48H249ZM254 49H255V48H254ZM254 49H253V50H254ZM51 50H52V49H50L49 52H50ZM160 50H161V49H160ZM180 50H181V49H180ZM180 50H179V51H180ZM184 50H185V49H184ZM189 50H188V53L186 52V54H188V55L185 56V57H183L184 55H186V54L184 53L185 51H182L183 54H182V52H180V53H179L180 55L178 54L179 57H178L177 54H176V57L178 58L179 63L184 62V61H185V62L187 61L186 63L189 64L188 60H190V62H191V59L194 61V59L192 58V55H193L192 52H191L192 50H190V51H189ZM210 50H211L213 53L211 52L210 55H209L208 53H209ZM215 50H216V51H215ZM245 50H246V49H245ZM253 50H252V51H253ZM257 50H256V53H257ZM42 51H43V50H42ZM193 51H195L194 48H193ZM196 51H197V49H196ZM240 51H241V50H240ZM242 51H243V50H242ZM242 51H241V52H242ZM258 51H259V50H258ZM47 52H48V51H47ZM49 52H48V53H49ZM147 52H148V51H147ZM151 52H152V51H151ZM190 52H191V53H190ZM202 52H203V53H202ZM233 52H231V53H233ZM241 52H240V53H241ZM253 52H255V50H254ZM259 52H260V54H262L261 52H263V51H259ZM135 53H136V52H135ZM135 53H129V54H127L126 58H127V60L131 63V64H130V63H128V64L132 65V64H133L132 62L135 63V61H136ZM173 53H174V52H173ZM176 53H177V52H176ZM193 53L195 54V53H198V52H193ZM214 53H215V54H214ZM221 53H219V55H221ZM246 53H247V51H246ZM250 53H251V52H250ZM52 54H53V53H52ZM181 54H182V56H181ZM189 54H190V55H189ZM191 54H192V55H191ZM241 54H242V53H241ZM248 54H249V53H248ZM254 54H255V53H253V55H254ZM260 54H259V56H260ZM45 55H46V53H43V52L41 53V52H40V55H39L38 57H36L33 61H31V62L27 65L26 68H27V72H28V74H27L26 76H24V77H26L25 79L29 80V79H30L29 76H31V73L35 75V73H36L37 71L41 70V62H42L41 60H46V59H47V57H46ZM174 55H175V54H174ZM199 55H200V53H199ZM204 55H202V57H204V58L207 57L206 59H208V56L205 55V56H206V57H205ZM225 55H226V54H225ZM251 55H252V54H251ZM251 55H250V56H251ZM253 55H252V56H253ZM50 56H51V55H50ZM180 56L183 57V59H184V58H186V59L183 60ZM193 56H194V55H193ZM195 56H196V55H195ZM197 56H198V55H197ZM213 56H212V57L210 56V57L212 58L211 61L214 59ZM222 56H223V54H222ZM233 56L235 57L234 54H233ZM239 56H240V55H239ZM254 56H256V55H254ZM257 56H258V54H257ZM257 56H256V57H257ZM259 56H258V57H259ZM262 56H263V55H261L260 58H261ZM153 57H154V56H153ZM189 57H191V58H189ZM199 57H200V56H199ZM202 57H200V58H202ZM228 57H229V58H228ZM228 57H227V58H228L229 62L231 63V60H232L231 57H232V55H231V57H230V55H228ZM234 57H233V58H234ZM236 57H238V56H236ZM263 57H264V56H263ZM179 58H180V60H179ZM194 58H195V57H194ZM200 58H199V60H200ZM221 58H222V57H221ZM225 58H226V57L224 56V60H225ZM227 58H226V60H227ZM253 58H254V57H253ZM253 58H252L251 60H253ZM37 59H38V60H37ZM154 59H155V58H154ZM166 59H167V58H166ZM169 59H170V58H169ZM181 59H182V61H181ZM195 59H197V58H195ZM215 59H214V60H215ZM217 59L219 60V58H217ZM234 59H235V58H234ZM234 59H233V60H234ZM258 59H259V58H258ZM149 60H150V59H149ZM149 60H148V61H149ZM152 60H153V59H152ZM204 60H205V59H204ZM204 60H203V61H204ZM209 60H210V59H209ZM209 60L207 61L208 63L210 62ZM220 60H223V58L220 59ZM224 60H223V61H224ZM228 60H227V63L230 64V63L228 62ZM237 60H239V59H237ZM251 60L249 61L248 66L251 65V64H250ZM154 61H155V60H154ZM170 61H172V59H171ZM193 61H192V62H193ZM203 61L201 60V62H198L197 65L195 64L196 66H195L194 64L190 63V64H192V65L195 66V67L192 69V66H191V69H190V72H189V73H191V74L188 73V75H190V76H189V79H190L191 77H193L192 80H193V81L195 80L194 83L196 82L195 84H197V85H195V87L197 86V87H199V88L203 87L204 85H206V83H208V82H207L208 79L212 78V77H211V74L214 75V73H211V72H213L212 70H211L210 72H206L205 67H204V63L201 64ZM223 61H222V63L225 65L226 61H224L225 63H224ZM234 61H236V60H234ZM240 61H241V60H240ZM255 61H256V60H255ZM259 61H260V59H259ZM6 62H7L8 64H5ZM47 62H48V61H47ZM146 62H147V61H146ZM185 62H184V65H185ZM194 62H196V61H194ZM194 62H193V63H194ZM204 62H205V66L207 65V68H208V64H206V63H207L206 60H205ZM216 62H217V61H216ZM218 62H219V61H218ZM220 62H221V61H220ZM48 63H49V62H48ZM143 63H144V62H143ZM153 63H154V62H153ZM167 63H168V62H167ZM169 63H170V62H169ZM169 63H168V64H169ZM179 63H178V64H179ZM210 63H213V62H210ZM210 63H209V64H210ZM222 63H221V64H222ZM227 63H226V65H225L226 67L222 66V68L224 67L225 69H227V66H230V65H227ZM233 63H234V62H233ZM237 63H240V62H239V61H236L235 64H237ZM255 63H256V62H255ZM255 63H254V64H255ZM258 63H259V62H258ZM10 64H11V63H10ZM96 64H97V63H96ZM146 64H147V63H146ZM146 64H145V65H146ZM154 64H156V63H154ZM165 64H166V63H165ZM165 64H164V65H165ZM187 64L185 65V66H186V67H185V68H186V71H188L187 69H189V68H187V67H188ZM223 64H222V65H223ZM242 64H243V63H242ZM252 64H253V63H252ZM256 64H257V63H256ZM259 64H260V63H259ZM126 65H127V64H126ZM137 65H138V64H137ZM152 65H153V64H152ZM173 65H174V64H173ZM173 65H172V66H173ZM181 65H183V63L179 64V66H181ZM243 65H244V64H243ZM257 65H258V64H257ZM51 66H52V65H51ZM90 66H91V65H90ZM127 66H128V65H127ZM132 66H133V65H132ZM134 66H135V65H134ZM159 66H160V65H159ZM159 66H157V68H158ZM176 66H177V64H176ZM232 66L234 67V65H232ZM236 66H237V65H236ZM236 66H235V67H236ZM239 66H240V64H239ZM244 66H247V65H244ZM244 66L241 65L242 68H244ZM253 66H254V65H253ZM43 67H44V66H43ZM83 67H84V66H82V68H83ZM125 67H126V66H125ZM136 67H137V66H136ZM139 67H140V66H139ZM141 67H142V65H141ZM168 67H170V64H169ZM182 67H184V66H182ZM182 67H180V68L178 67L179 70L182 71V70H183ZM189 67H190V66H189ZM235 67H234V68H235ZM237 67H238V66H237ZM241 67H239V68H241ZM254 67H255V66H254ZM258 67H259V66H258ZM260 67H261V65H260ZM10 68H11V67H10ZM49 68H50V67H49ZM79 68H80V66H79ZM160 68H161V67H160ZM178 68H177V69H178ZM210 68H212V67H210ZM228 68H229V67H228ZM230 68H231V69H230V71H231V70H232V67H230ZM246 68H247V67H246ZM246 68H244L245 70L243 69L242 71H241V69H236V70H239V71H236L237 73H236L235 71H233V70H235V69H233L232 72H230V73H232V75L230 74L229 77H227V78L229 79V81H230V82H229L230 84H231V82H233L231 85H229V86H231V92L229 91V92H230V96L227 97V96H226V92H225V94L222 95V96H224V97L226 96L227 99L229 98L228 100H230V102H229V103L227 102V103L230 104V106H233L234 103L240 99V98H239V99L237 98L238 100L235 99L238 95H240V94H238V93L240 92V90H244L246 87H250V80L247 78V75H249L250 72H249V74H247V71H246V70H248V68H247V69H246ZM85 69L88 70L87 65H86ZM85 69H84V70H85ZM129 69H130V68H129ZM146 69H147V68H146ZM250 69H251V67H250ZM259 69H260V68H259ZM51 70H52V69H51ZM78 70H79V69H78ZM78 70H77V71H78ZM89 70H90V69H89ZM91 70H92V69H91ZM98 70H99V69H98ZM114 70H115V69H114ZM123 70H124V69H123ZM141 70H142V69H141ZM143 70H144V69H143ZM148 70H149V69H148ZM165 70H166V69H165ZM169 70H170V69H168V71H169ZM209 70H210V69H209ZM227 70H228V69H227ZM19 71H20V70H19ZM93 71H94V69H93ZM100 71H101V70H100ZM124 71H125V70H124ZM136 71H137V70H136ZM136 71H134V73H135ZM151 71L156 75V69H155V67L151 66ZM151 71H149V72H151ZM159 71H160V69H159ZM161 71H163V70H161ZM186 71H185V69H184V72H186ZM220 71H221V70H220ZM222 71H224V70H222ZM243 71H246V72H243ZM248 71H249V70H248ZM253 71H254V70H253ZM253 71H252V72H253ZM260 71H261V70H260ZM6 72H8V73H6ZM39 72H40V71H39ZM39 72H38V73H39ZM74 72H75V71H74ZM79 72H80V71H79ZM87 72H88V73H87ZM87 72H86V73L89 75V72H90V71H87ZM121 72H122V71H121ZM125 72H126V71H125ZM164 72H165V71H164ZM164 72H163V73H164ZM170 72H172V71H170ZM225 72H226V70H225ZM225 72H223V73H225ZM233 72H234V73H233ZM257 72H259V71L257 70ZM17 73H18V71H17ZM51 73H52V74H51V78H50L51 81H53L54 83H57V82H58V81H57V79H58V75H57V73H53V72H51ZM95 73H96V71H95ZM127 73H128V74H127ZM127 73H126V75H128V78H129V79H132V76H131V77L129 76V71H128ZM130 73H131V72H130ZM176 73H177V72H176ZM176 73L174 72L175 76H176V75L178 76L179 74H180L181 77H183L184 75L186 76V74H183V76H182L181 73H183V72H181V73L178 72L177 74H176ZM227 73L229 74V72H227ZM261 73H262V71H261ZM82 74H83V73H82ZM84 74H85V73H84ZM87 74H86V75H87ZM93 74H94V73H93ZM97 74H98V73H97ZM145 74H146V73H145ZM147 74H148V73H147ZM167 74H168V73H167ZM228 74H227V76H228ZM252 74H253V73H252ZM252 74H251V75H252ZM37 75H38V74H37ZM86 75H85V77L88 76V75H87V76H86ZM91 75H92V74H91ZM91 75H90V76H91ZM94 75H96V74H94ZM100 75H101V74H100ZM110 75H111V77H112L111 79H115V78H117V79H120V81L122 80V79H121V73H119L117 70H115V71L112 70V71L110 72ZM130 75H131V74H130ZM132 75H133V74H132ZM152 75H153V74H152ZM163 75H164V74H163ZM169 75H170V74H169ZM171 75H172V74H171ZM258 75H260V73H259ZM73 76H74V75H73ZM105 76H106V75H105ZM134 76H136V75H134ZM141 76H142V74H141ZM147 76H148V75H147ZM147 76H146V77H147ZM157 76H158V75H157ZM173 76H174V75H172V77H173ZM175 76H174V77H175ZM185 76H184V77H185ZM223 76H224V74H223ZM223 76H222V78H223ZM249 76H250V75H249ZM10 77H11V76H10ZM32 77H33V76H32ZM88 77H89V76H88ZM88 77H87V78H88ZM92 77H93V76H92ZM100 77H101V76H100ZM122 77H123V76H122ZM125 77H126V76H125ZM125 77L123 78L124 80H125ZM138 77H139V75H138ZM143 77H144V76H143ZM143 77H142V78H143ZM154 77H155V76H154ZM174 77H173V78H174ZM213 77H214V76H213ZM225 77H226V74H225ZM95 78H97V77H95ZM109 78H110V76H109ZM126 78H127V77H126ZM142 78H141L140 80H142ZM158 78H159V77H158ZM158 78H157V79H154V80H157V81H158V80H159ZM164 78L169 79L170 77L168 78V77H164V76H163V79H164ZM173 78H172V80H173ZM227 78H225V79H227ZM252 78H253V77H252ZM252 78H251V76H250V79H252ZM92 79H93V78H92ZM129 79H128L127 82H129V81L131 82V81L134 79V77H133L132 80H129ZM135 79H136V77H135ZM135 79H134V80H135ZM150 79H151V78H150ZM175 79H177L178 83H180V82L182 81V79H186V77H185V78H181V80H179L180 78H179V76H178V78L175 77L174 80H175ZM27 80H26V82H27ZM58 80H59V79H58ZM71 80H72V79H71ZM126 80H127V79H126ZM134 80L132 81V83L134 82ZM140 80H139V81H140ZM161 80H162V78L160 79V81H161ZM174 80H173V81H174ZM248 80H249V81H248ZM252 80H254V79H252ZM252 80H251V81H252ZM80 81H81V80H80ZM103 81H104V79H103ZM142 81H143V80H142ZM142 81L138 82V80H137V82L140 83V85H142L143 89H149V88L151 89L152 85H151L150 81L147 82V83H144V84L142 83ZM145 81H146V80H145ZM160 81H159V82H160ZM166 81H167V80H166ZM166 81H165V83H166ZM173 81H171V82H173ZM177 81H175V82H173V83H176V84H177ZM179 81H180V82H179ZM187 81L189 82V80H186V82H187ZM225 81H226V80H225ZM63 82H64V81H63ZM72 82H73V80H72ZM123 82H124V81H123ZM123 82H121V83L123 84ZM167 82H168V81H167ZM169 82H170V81H169ZM184 82H185V80H184ZM188 82H187V83H188ZM190 82H191V81H190ZM227 82H228V81H227ZM73 83H74V82H73ZM124 83H125V82H124ZM155 83H156V81H155ZM161 83H162V82H161ZM191 83H192V82H191ZM214 83H215V82H214ZM214 83H213V84H214ZM220 83H221V82H220ZM222 83H223V81H222ZM225 83H226V82H224V84H225ZM229 83H227V84H229ZM251 83H252V82H251ZM254 83H255V80H254ZM29 84H30V83H29ZM87 84H88V83H87ZM89 84H90V83H89ZM89 84H88V85H89ZM134 84H135V82H134ZM159 84H160V83H159ZM183 84H185V83H183ZM183 84H182V82L180 83V85L183 87L182 90L184 89V86H185L187 89H191V88H188V87H189V85H188L189 83H188V84H185L184 86H183ZM210 84H211V83H210ZM227 84H226V85H227ZM9 85H10V83H9ZM68 85H69V83H68ZM74 85H75V84H74ZM88 85H87V88H89V90H94L93 88L90 89V87H93L92 83L89 85V87H88ZM124 85H125V84H124ZM130 85H131V84H130ZM137 85H138V84H137ZM161 85H162V84H161ZM171 85H172V84H171ZM186 85H188V87H187ZM198 85H199V86H198ZM254 85H255V84H254ZM61 86H62V85H61ZM126 86H127V84H126ZM126 86H125V87H126ZM135 86H136V85H135ZM135 86H132V87H134V90L131 88V89H132V92H130L131 89H129V90H130V91H129L130 93L127 92V91L125 90V91L129 94V96L126 95V97L130 98L129 100H131V99H133L134 101L137 100V101H136L137 103L135 104L136 106H137L138 103H140V102H144L145 100H146L147 102L149 101V103H150L151 99H150V100H147V99H145V98L142 99V100L140 99L141 101L138 102L139 99H137V97H135V96H136L135 94H137V93H133V92L135 91V89L137 88V86H136V87H135ZM150 86H151V87H150ZM154 86H156V85H154ZM154 86H153V88H154ZM173 86H177V87H178L179 85H175V84H174ZM222 86H223V85H222ZM5 87H6V86H5ZM5 87H4V88H5ZM56 87H57V86H56ZM84 87H85V86H84ZM125 87L123 86L122 89L124 90ZM130 87H131V86H130ZM167 87H168V86H167ZM167 87H166V88H167ZM193 87H194V85H193ZM195 87H194V88H195ZM211 87L213 88V87H215V86H211ZM223 87H224V86H223ZM223 87H222V88H223ZM253 87H254V86H253ZM72 88H73V87H72ZM72 88H71V85H70V87H69L68 89L72 91ZM87 88H86V89H87ZM113 88H114L113 85L106 84V85H104V86L101 88V91L99 90L100 92H98V94H96V95H99V96H96V97H97V102H96L97 104H96V103H95V104L98 105L97 108H99V111H100V112H99V116H98V114H97L96 116H98V117L93 118V119H92V117L90 116V113H89V111H91V109L89 108V107H91L90 105H89V107H88V108H89V111L83 110L84 107L81 106V107L83 108V109L81 108V109L83 110V114L80 116V113H81V111H80V113L78 114V116H80V117L74 116V113H73L74 110H75L74 107H73V108L69 107V106H71L72 104L74 105V103H72V102H73L72 100H74V99L71 98V95H70L71 93H69V95H68V97H66V99H67V98H70V99H67V100H68V101L71 100L70 102H71L72 104H70V102H69V104H68V101H65V102H67V105H65L66 103L63 104L64 107H65V106H66V107H65V108L63 107V108H64L63 110H62V108L59 109V110L62 111V112H59V113L56 112L57 109H56L55 111H52V112L50 111V113H49V112H48V113H46V112L44 113V110H43L44 106H41V103L36 102V101H35V102H33V101L31 102V99H29V100H30V101H29V100L27 99L28 96H27V93H26V95H23V103L21 104L20 107H21V109H23L22 111H24V113H26V115L28 114V117H27V120H28V121L25 122V123H23L22 126L20 125V126H14V127H9L8 124L5 123V124H6V125H5V124L2 122V123L4 124L3 129L1 128L2 131L5 129L4 131H6V132L8 131V134L11 133V134L15 137V140H16L15 143H16V144H15V143H13V144L17 145V146L14 145V147H17V148H13V150H14V149H17V150L19 149V150H18V151H15L14 153L12 152L13 154H15L14 157L11 156V157H13V161L10 163V165L7 164V165H9V166H7V169H6V171H5L6 173L4 172L6 175H5L4 178L0 181V183H2V184L4 183V185H3V186H5V189H4V190H6L7 194H10V197L13 196V198H14L13 193H15V194H16L15 196H17V197H16V200H17V199H20V200H22V201L25 203V204H24V205H25V206H24L25 209L23 208L25 211H26V207H28V205H29L30 207H35V206L39 205L38 200L36 201V202H38V204L36 203L37 205H36V204L34 205V203H35V201H34V197L36 196L37 192H39V191H36L35 189H36V187H40V189H41V186L44 187L45 185L43 184V182H46V181H41L40 179H38V180H40V183L42 182V184H43L44 186L41 184V186L37 185L35 188H33V187H31V186H32L33 184H35L38 180H37L35 183H34V181L32 180V181H33V184H31V186H29V185H28L29 182H28V183H22L23 180H24L25 178H23V180L21 179L22 182L18 181V179H16V177H15V178H12L13 175L16 176L15 174H16V172H17L18 169H19V164H21V162H22L19 156H20V155L25 156V157L27 158L26 161H28V164H29L30 166H32L33 171H34V169H35L36 171H38V169H36V168L38 167L37 164L39 165V163H40L41 165H43L44 163H47V164H48V163H51V162L55 163L57 160H60L59 158H61V157L59 156V154H61V153L58 152V151H63V152L66 151L67 154H68V152H71V153L74 155V153H76V152H75V150H76L75 148H76V147L78 148V146H80L81 143H79V141H77V140H79V138L77 139L78 134H77V132L75 133L73 129H75V130H81V129H82V130H83V129L85 128V129H87V130L84 129L85 132H88V131H89L88 128H89V129H90V127L93 128V127L96 126V125H97V126H96V128H97L100 124L104 125V124L106 123L105 121H104L105 123H101V122H102L103 120L106 119V115H105L106 112H105V110H107L110 101H113L112 99H114V97H115L116 91H115ZM116 88H117V87H116ZM128 88H129V86H128ZM153 88H152L151 90H153ZM174 88H175V87H174ZM178 88L181 89L180 86H179ZM199 88H198V90L200 91ZM215 88H216V87H215ZM225 88H227V87H225ZM251 88H252V85H251ZM7 89H8V88H7ZM98 89H100V88H98ZM126 89H127V88H126ZM141 89H142V88H141ZM150 89H149V90H150ZM154 89H155V88H154ZM156 89H157V88H156ZM156 89H155V93H154V91H153L154 94H157V93H158V92L156 91ZM169 89H170V91H171L172 88L170 87ZM169 89H168V90H169ZM176 89H177V88H176ZM187 89L182 91V92H183V95L181 94L182 96H184V93H185L184 91H187ZM192 89H193V88H192ZM201 89H204V87L201 88ZM207 89L211 90L210 88H207ZM207 89H205V90H207ZM253 89H254V88H253ZM8 90H9V89H8ZM82 90H83V89H82ZM151 90H150V91H151ZM157 90H158V89H157ZM159 90H160V89H159ZM168 90H167V92H168ZM177 90H178V89H177ZM177 90H176L177 94H176V92H175V93L173 92V93L177 95L176 98H179V97H180V96H179V95H180L179 93L181 92V90H180V91H177ZM196 90H197V89H196ZM196 90L194 89V90H193V93L196 94V92H197ZM205 90H202V91L204 92ZM221 90H222V89H221ZM224 90L226 91V89H224ZM229 90H230V89H229ZM246 90H248V89H246ZM251 90H252V89H251ZM26 91H27V90H26ZM75 91H76V90H75ZM119 91H121V89H120ZM125 91H123L124 94H126ZM138 91H139V90H138ZM150 91L146 92V94H149ZM164 91H166V90L164 89ZM164 91H163V93H164ZM170 91H169L168 93H170ZM173 91H174V90H173ZM194 91H196V92H194ZM199 91H198V92H199ZM207 91H208V90H207ZM207 91H206L205 94H204L205 96H206ZM215 91H216V90H215ZM254 91H255V89H254L253 91H251V92H254ZM27 92H28V91H27ZM135 92H137V91H135ZM167 92H166V93H167ZM178 92H179V93H178ZM182 92H181V93H182ZM187 92H188V91H187ZM187 92L185 93L186 95L184 96V98H185L186 96L188 97V95H187L188 93H187ZM203 92H202V93H203ZM213 92H214V89H213ZM227 92H228V91H227ZM229 92H228V93H229ZM243 92H244V91H243ZM249 92H250V91H249ZM249 92H248V93H249ZM7 93H8V91H7ZM7 93H6V95H4V96H8L9 94H7ZM23 93H24V91H23ZM90 93H92V92H90ZM94 93H95V92H94ZM94 93H93V95H95ZM96 93H97V92H96ZM215 93L219 94V92H217V91H216ZM215 93H214V94H215ZM228 93H227V94H228ZM244 93H246V92H244ZM254 93H255V92H254ZM254 93H249V95H250V96H253V95H255ZM151 94H152V93H151ZM159 94H161V91L159 92ZM159 94H158V95H159ZM195 94H194V95H195ZM197 94H198V93H197ZM211 94H212V93H211ZM214 94H213V95H214ZM222 94H223V93H222ZM246 94H247V93H246ZM246 94H245V95H246ZM251 94H252V95H251ZM73 95H74V93H73ZM119 95H120V94H119ZM122 95H123V94H122ZM139 95H140V94H139ZM143 95H144V93H143ZM149 95H150V94H149ZM161 95H162V94H161ZM168 95H171L173 98H170L171 96L168 97V99H167V97H165L167 100L171 99L172 102H174V101L176 100V98H174L173 94H168ZM168 95H167V96H168ZM242 95H243V94H242ZM242 95H240V96L242 97ZM90 96H91V95H90ZM140 96H141V95H140ZM140 96H139V97H140ZM152 96H153V95H152ZM154 96H155V95H154ZM164 96H165V95H164ZM178 96H179V97H178ZM182 96H181V97H182ZM198 96H199V94H198ZM200 96H201V94H200ZM214 96H215V95H214ZM219 96H221V95L219 94ZM219 96L216 95V97H219ZM243 96H244V95H243ZM59 97H60V96H59ZM72 97H74V96H72ZM92 97H93V96H92ZM96 97H95V98H96ZM119 97H120V96H119ZM157 97H158V96H157ZM157 97H155V99L160 98V95H159L158 98H157ZM201 97H203V96H201ZM211 97H212V96H211ZM81 98H82V97H81ZM134 98H135L136 100H135ZM140 98H141V97H140ZM146 98H150V97L147 96ZM182 98H183V97H182ZM184 98H183V99H184ZM188 98H189V97H188ZM188 98H187V99H188ZM191 98L194 99V96L192 97V95H191ZM199 98H200V97H199ZM199 98H198V100H200ZM212 98H214V97H212ZM212 98H211V99H212ZM7 99L10 100L11 98H10V99L7 98ZM43 99H44V98H43ZM60 99H61V98H60ZM79 99H80V98H79ZM120 99H121V98H120ZM122 99L124 100L125 98H122ZM122 99H121L122 104H123V102L126 103V101H123ZM161 99H162V97H161ZM185 99H186V98H185ZM211 99H207V100L205 99L204 101H205V103H206L208 100L213 102V100H211ZM214 99H215V98H214ZM234 99L236 100L235 102H234ZM5 100H6V98H5ZM5 100H4V103L6 102ZM26 100H27V102H26ZM80 100H82V99H80ZM83 100H84V99H83ZM95 100H96V99H95ZM118 100H119V99H118ZM159 100H160V99H159ZM162 100H163V99H162ZM171 100L166 101L165 104L168 103V102H169L168 104H170V103H171V102H170ZM178 100H179V101H178ZM178 100H176V102H177V104H178V103L180 104V103H181V100H180V99H178ZM189 100H191V99H189ZM195 100L197 101V98H196ZM195 100H194V101H190V102H193V103H194ZM45 101H47V100H45ZM74 101H75V100H74ZM76 101H77V100H76ZM146 101H145V103H147ZM152 101H154V100L152 99ZM152 101H151V102H152ZM201 101H202V99H201ZM201 101H200V102H201ZM219 101H220V102H219ZM219 101H218V102H215V100H214V102H215V103H218V105L220 106V104L223 102V100H222V102H221V99H220ZM11 102H12V101H11ZM57 102H59V101H57ZM57 102H56V103H57ZM78 102H79V101H78ZM81 102H82V101H81ZM81 102H80V103H81ZM83 102H84V101H83ZM116 102H117V100H116ZM184 102H185V100H184ZM214 102H213V103H214ZM239 102H240V101H239ZM6 103H7V102H6ZM6 103H5V104H6ZM46 103H50V102H46ZM63 103H64V102H63ZM118 103H119V102H118ZM127 103H128V102H127ZM132 103H133V102H132ZM132 103L130 102L129 110L125 109V110H123L122 112L125 114V119L127 120V123L129 124V126H130V127H131V126L133 127V128L131 127V128H132V132H131V133H132V136H133V135H134L133 133H135L136 131H137L136 133H137V134L139 133V135H140V132H141V130H140V131H139V130H136V129L139 128V127H138L139 122H138L137 120H140V119H141V120H140V121H141L140 124L147 125L146 122H145V123H142V119L144 118V117H142V115H144V116H146V117L149 116V115H145L144 112H145L146 110H144V112H141V111H140L141 113H144V114H141V115H140V112H139V116H140V117H139V118L137 117L138 119L135 117V118H136V120H135V118H134L133 116H136V115L131 114V113L135 112V111H133L135 105H133ZM163 103H164V102H163ZM198 103H199V102H198ZM198 103H197V104H198ZM202 103H203V101H202ZM219 103H220V104H219ZM224 103H226V100L224 101ZM227 103H226V104H227ZM237 103H238V102H237ZM237 103H235V105H238V104H239V103H238V104H237ZM0 104H1V103H0ZM75 104H76V103H75ZM86 104H87V103H86ZM95 104H94V105H95ZM111 104H113V103H110V105H111ZM119 104H121V103H119ZM119 104H117V106H118ZM122 104H121V105H122ZM151 104H152V103H151ZM154 104H155V102H154ZM160 104H161V102H160ZM168 104L163 105V106H161V105H162V104H161L159 107H162V109H160V108H159V109H160V110H163V111H165V112H167L165 108H167V110H168V108H171V112H172V110H174V107H175L176 105H172V106H171V104H170V106H169ZM172 104H175V103H172ZM179 104H178V105H179ZM181 104H182V103H181ZM181 104H180V106H181ZM187 104H188V103H187ZM189 104H190V103H189ZM200 104H201V103H200ZM206 104H207V103H206ZM210 104H211V103H210ZM210 104H209V105H210ZM2 105H3V102H2ZM2 105H1V106H2ZM47 105H48V104H47ZM73 105H72V106H73ZM84 105H85V104H84ZM96 105H95V106H96ZM123 105L126 106V108L128 107L127 104H126V105L123 104ZM147 105H149V104H147ZM157 105H159V104H158V102L156 101V106H157ZM167 105H168V106H167ZM178 105L176 106L177 109L179 108ZM182 105H183V104H182ZM184 105H185V104H184ZM192 105H193V104H192ZM202 105H203V104H202ZM202 105H201V106H202ZM223 105H224V104H223ZM4 106H6V105H4ZM4 106H3V107H4ZM54 106H55V105H54ZM75 106H77V105H75ZM117 106H116V108H115L116 110H117L118 107H120V106H118V107H117ZM124 106H122V107H124ZM149 106H150V105H149ZM152 106H153V105H151V109H152ZM156 106H153V107L156 108ZM164 106H167V107L164 108ZM185 106H187V105H185ZM194 106H195V104H194ZM194 106H190V107H192L193 110H194V109H195ZM207 106H208V105H207ZM207 106H206V107H207ZM211 106H212V105H211ZM219 106H216V107H215V106H212V107H210V108H213V110H214L215 108H217V107H219ZM224 106H225V105H224ZM227 106H228V105H227ZM238 106H239V105H238ZM41 107H43V108H41ZM45 107H46V106H45ZM57 107H58V106H57ZM122 107H121V108H122ZM138 107H139V106H138ZM172 107H173V109H172ZM196 107H197V106H196ZM214 107H215V108H214ZM222 107H223V106H221V108H222ZM234 107H235V106H234ZM1 108H2V107H1ZM75 108H76V107H75ZM91 108H92V107H91ZM95 108H96V107H95ZM110 108H111V107H110ZM113 108H114V107H113ZM136 108H137V107H136ZM146 108H147V107H146ZM146 108H145V109H146ZM181 108L183 109V106H182ZM186 108H187V107H184L183 110H185ZM204 108H205V107H204ZM207 108H208V107H207ZM221 108H219L220 111H221ZM230 108H231V107H230ZM4 109H5V107H4ZM76 109H79V107L76 108ZM85 109H86V108H85ZM118 109H119V111H121L120 108H118ZM140 109H142V108H140ZM143 109H144V108H143ZM143 109H142V110H143ZM153 109H154V108H153ZM156 109H158V107H157ZM177 109H176V110H177ZM188 109H189V107L186 109V111H187ZM217 109H218V108H217ZM235 109H236V108H235ZM235 109H233L232 111H234ZM46 110H47V109H46ZM92 110L94 111V108H92ZM147 110H149V108H147ZM176 110H175V112L172 113L173 116H174V114L176 113ZM215 110H216V109H215ZM223 110H224V108H223ZM226 110L231 111L230 109H226ZM226 110H224V111H226ZM1 111H2V110H1ZM57 111H58V110H57ZM63 111H64V112H63ZM93 111H92V112H93ZM97 111H98V110H97ZM108 111H109V110H108ZM110 111H111V110H110ZM113 111H114V110H113ZM119 111L117 110V112H119ZM130 111H132V112H130ZM153 111H154V110H153ZM153 111H151V110L149 111L150 114H151V113H153V114H151V116H149L150 119H148V120H151L152 118H154V117H153L154 114L157 115V113H155V111H157V110H155L154 112H153ZM180 111H181L182 115H183V113L186 112V111L184 112V111H182V110H180ZM199 111H200V110H199ZM205 111H206V110H205ZM217 111H218V110H217ZM220 111H218V112H220ZM77 112H79V111H77ZM137 112H138V110H137ZM149 112H146V114L149 113ZM165 112H163V113H165ZM208 112H209V113L206 114L207 117H206L205 119H207V118H208V115H210V111H208ZM214 112H215V111H214ZM221 112H223V111H221ZM2 113H3V112H2ZM72 113H73V115H72ZM111 113H113V112H111ZM115 113H116V112H115ZM160 113H161V112L158 111V114H160ZM163 113L160 114L161 117H163V116L165 117L166 114H167L168 117L171 116V114H170V109H169V112H168L170 115H168V113H166V114L163 115ZM181 113L178 112V115H180ZM215 113H216V112H215ZM215 113H214V115H215ZM223 113H225V112H223ZM223 113H222V114H223ZM226 113H227V112H226ZM231 113H232V112H231ZM231 113L228 112V115L231 114ZM94 114H96V112H94ZM186 114H188V112H186ZM190 114H193V113L190 112L189 115H190ZM216 114H217V113H216ZM232 114H233V113H232ZM107 115H108V114H107ZM115 115H116V114H115ZM132 115H133V116H132ZM178 115H177L176 118H178V119H179V117H180V118H183L181 115H180V116H178ZM224 115H225V114H224ZM226 115H227V114H226ZM235 115H236V114H235ZM244 115H245V114H244ZM93 116H94V115H93ZM104 116H105V119H103ZM108 116H111V115H108ZM112 116H114V115H112ZM117 116H119L120 119H121V118H124V116L121 117V115H117ZM117 116H116V117H117ZM157 116H158V115H157ZM157 116H156V117H157ZM193 116L196 117L195 114H194ZM220 116H221V113H220ZM237 116H238V115H237ZM239 116H240V114H239ZM141 117H142V118H141ZM171 117H172V116H171ZM171 117H170V119H171L172 123L176 122V121L174 120L175 118L172 119ZM174 117H175V116H174ZM187 117L189 118V116H185L184 120H185ZM190 117H191V116H190ZM210 117H211V115L209 116V119H210ZM222 117H223V116H222ZM243 117H244V116H243ZM0 118H1V117H0ZM77 118H78V119H77ZM111 118H112V117H111ZM157 118H158V117H157ZM188 118H187V119H188ZM191 118H192V117H191ZM196 118H197V117H196ZM225 118H226V117H225ZM244 118H246V116H245ZM2 119H3V118H2ZM2 119H1V120H2ZM44 119H45V120H44ZM102 119H103V120H102ZM112 119H113V118H112ZM163 119H164V118H163ZM170 119H169V120H170ZM189 119H190V118H189ZM197 119H198V118H197ZM199 119L201 120V117H200ZM199 119H198V121H200ZM202 119H203V118H202ZM209 119H208V120H209ZM228 119L230 120V118H228ZM109 120H110V117H109ZM109 120H106L107 123H108V122H111V121H109ZM116 120H117V119H116ZM145 120L148 122V125H147V126H150V125H149V122H150V121H148L147 118H145ZM153 120H154V121L156 120V122H157L158 120L160 121V120H162V119H158V120H157V119H153ZM165 120H166V123H165V122H164V123H161V125H162V124H165L164 126H165V128H166V130H167V131L164 130L166 133L164 134V137H163V138H164V139H168V138L173 134V133H172V134L170 133L171 131L168 133V131H169V130L171 129V127L173 126V124L171 123V121L168 122V123H171V126H170V124L167 123V121H169V120L164 119V121H165ZM184 120H181V119H180L181 122H176L177 124L174 123L176 126L174 125V127L172 128V130L174 131V130L177 129L178 127H181L182 125H184V124H182ZM191 120H193V118H192ZM194 120H195V119H194ZM203 120H204V119H203ZM208 120H207V121H208ZM229 120H228V121H229ZM243 120H244V119H243ZM119 121H122V120H119ZM123 121H124V120H123ZM136 121H137L138 123H137ZM151 121H152V120H151ZM173 121H174V122H173ZM178 121H179V120H178ZM185 121H186V120H185ZM185 121H184V122H185ZM228 121H227V122H228ZM236 121H238V120L236 119ZM240 121H241V120H240ZM125 122H126V121H125ZM201 122H202V121H201ZM227 122H226V124H225L226 126H227V124H228ZM229 122H231V120H230ZM0 123H1V122H0ZM107 123H106V124H107ZM112 123H113V126H112V124H111L112 127H110V125H109V127H107L108 130H110L109 128H111V129H112V128L115 129V127H117L116 125H114V121H113ZM153 123H154V122H153ZM159 123H160V122H159ZM179 123L182 124V125L179 126V125H180ZM197 123H200V122H197V121H196V124H197ZM232 123H233V122H232ZM236 123H237V122H236ZM17 124H18V123H17ZM108 124H109V123H108ZM137 124H138V125H137ZM178 124H179V125H178ZM185 124H186V123H185ZM229 124H230V123H229ZM1 125H2V124H1ZM1 125H0V126H1ZM144 125H143V129H144ZM153 125H156V123L153 124ZM157 125H160V124H157ZM161 125H160V126H161ZM12 126H13V125H12ZM140 126H142V125H140ZM147 126H146V128H147ZM164 126L162 125V127H164ZM185 126H186V125H185ZM185 126H182V128H183V127L185 128ZM228 126H229V125H228ZM228 126H227V127H228ZM230 126H231V125H230ZM41 127L45 130L44 133H45V132L48 133V137H46V138H48V141L45 143L46 147H48V150H49V151L52 150V149L55 147L56 150H57V152L59 153L58 155H57L56 152H54V151H53V152H49V151H47L48 154H46V153H47V152H46V153H44V154H46V155H44L42 158H40V155H42V154L40 153V155H39V152H40V151L38 152V149H37L36 147L40 148V147L37 146V145L40 144L41 141H40V140L35 141V140H34L35 138H34L33 136H35V135H39V134H38L39 132H40V134H41V131H43V129H41ZM105 127H106V126H104L103 128L105 129ZM134 127H135V128H134ZM150 127H155V126H152V122H151V126H150ZM156 127H157V126H156ZM176 127H177V128H176ZM210 127H211V126H210ZM117 128H118V127H117ZM123 128H124V127H123ZM131 128H130V129H131ZM141 128H142V127H141ZM146 128H145V129H146ZM174 128H175V129H174ZM184 128H183V129H184ZM211 128H212V127H211ZM214 128H215V127H214ZM228 128H229V127H228ZM228 128H225V127H224V131H225L226 129H227V131H228ZM1 129H0V130H1ZM99 129H100V128H99ZM101 129H102V128H101ZM113 129L110 130V132H111V131L114 132ZM125 129H126V128H125ZM133 129H135V132H134ZM145 129H144V132H145ZM147 129H148V128H147ZM149 129H150V131H151V128H149ZM155 129H159V127H158V128H155ZM201 129H202V128H201ZM231 129H232V128H231ZM72 130H73V131H72ZM121 130H122V129H121ZM159 130H160V129H159ZM177 130H179V129H177ZM180 130H181V129H180ZM229 130H230V129H229ZM233 130H234V129H233ZM2 131H1V132H2ZM4 131H3V133H4ZM116 131H118V129H117ZM126 131H129V130L126 129L125 131H122V132L125 133ZM130 131H131V130H130ZM147 131H148V130H147ZM150 131H149V135L151 134V132L154 131V128H152V131H151V132H150ZM173 131H172V132H173ZM9 132H10V133H9ZM70 132L73 133V134H72V135H73V136H72L73 138H75L74 136H77V137H76L77 140L73 139L71 136H70L71 139L69 138V134H70ZM122 132H121V133H122ZM158 132H160V131H158ZM189 132H190V131H189ZM228 132H229V131H228ZM230 132H231V131H230ZM230 132H229V135H230ZM3 133H2V135L0 134V136H4L5 133H4V134H3ZM46 133H45V135H46ZM78 133L80 134L79 131H78ZM123 133H122V134H123ZM136 133H135L134 136L137 135ZM142 133H143V131H142ZM142 133H141V135H142ZM160 133H161V132H160ZM163 133H164V132H163ZM167 133H168L169 135H168L167 138H165V136H167ZM175 133H176V131H175ZM6 134H7V133H6ZM75 134H77V135H75ZM122 134H121V135H122ZM144 134H145V133H144ZM153 134H154V133H153ZM189 134H191V133H189ZM260 134H261V133H260ZM70 135H71V134H70ZM141 135H140V136H141ZM145 135H147V140H149V139H148V134H145ZM158 135H159V134H158ZM173 135H174V136H173ZM173 135H172L173 137L176 136L175 134H173ZM225 135H226V134H225ZM66 136H68V138H66ZM92 136H93V135H92ZM96 136H97V135H96ZM112 136H113V135H112ZM118 136H119V135H118ZM123 136H124V135H123ZM123 136H122V138H126V137H128V135L126 136V134H125L126 137H125V136L123 137ZM132 136H131V137H132ZM137 136H138V135H137ZM142 136H144V135H142ZM142 136H141V138H142ZM151 136H152V134H151ZM154 136H156V134H154ZM162 136H163V135H162ZM162 136H161V137H162ZM172 136H171V138H172ZM230 136H231V135H230ZM4 137H5V136H4ZM10 137L12 138V136H10ZM81 137H82V136H81ZM83 137H85V136L83 135ZM102 137H103V136H102ZM145 137H146V136H145ZM145 137H144V138H145ZM161 137H160L159 139H156V138H155V139H156L155 141H154V139L152 138V139H153V141H152L151 138H150V136H149L150 140H151L153 143H155L154 145L151 144V145H153V146H151V147H155V151H154V152L157 153V154H155L157 157H160V156L163 154V147H162V145H164L165 143H164V144H162L163 142L161 143V141H162V140H161ZM7 138H9V137H7ZM11 138H10V139H11ZM33 138H34V139H33ZM46 138H45V139H46ZM107 138H108V137H107ZM107 138L105 137V139H107ZM110 138H111V137H110ZM129 138H130V137H128V139H125V140L122 139V140H123V141H126V143H127L128 140H132L134 137H133L132 139H129ZM135 138L137 139V137H135ZM135 138H134V139H135ZM157 138H158V137H157ZM163 138H162V139H163ZM171 138H169V139H170V140L174 139V138H172V139H171ZM179 138H180V137H179ZM3 139H5V138H3ZM3 139H2V137H0V142H6V141H9L8 139H7V140L5 139L6 141L3 140ZM37 139H38V138H37ZM37 139H36V140H37ZM93 139H94V138H93ZM93 139H92V140H93ZM103 139H104V138H103ZM103 139H102V140H103ZM105 139H104V140H105ZM119 139H120V138H119ZM134 139H133V140H134ZM138 139H139V138H138ZM138 139H137V141H138ZM12 140H13V138H12ZM41 140H42V138H41ZM99 140H100V141H99V143H100V142H101V139H99ZM104 140L101 142V144H99L100 146L97 145V146H98L97 148L100 147L101 149L99 148V150H101V151H103V152L106 151L107 148H108V146H109V145L106 144V143H108V140H107V141L105 140L106 142H104ZM113 140H114V139H113ZM122 140H121V141H122ZM141 140H142V139H140V141H138V143L141 142ZM189 140H190V139H189ZM13 141H14V140H13ZM85 141H86V139H85ZM121 141L119 140V143H120V144L123 142V141H122V142H121ZM143 141L145 142V140H143ZM9 142H11V141H9ZM42 142H43V141H42ZM44 142H45V141H44ZM80 142H82V141H80ZM94 142H95V141H94ZM164 142H165V141H164ZM11 143H12V142H11ZM87 143H88V142H87ZM89 143H90V142H89ZM91 143H92V142H91ZM117 143H118V142H117ZM123 143H124V142H123ZM123 143H122V144H123ZM129 143H130V142H129ZM142 143H143V142H142ZM5 144H8V143H5ZM5 144H4V145H5ZM77 144H78V145H77ZM82 144L84 145L83 142H82ZM111 144H112V143H111ZM122 144L120 145V146L122 147V150H121V147H120V150H118V151H119V154H120L121 151H123V147L126 148V145H127V144H126V145L124 144L125 146H122ZM139 144H141V143H139ZM139 144H138V145H139ZM203 144H204V143H203ZM1 145H2V144H1ZM11 145H12V144H11ZM42 145H43V143H42ZM106 145H107V147H106ZM117 145H118V144H117ZM130 145H131V144H130ZM130 145H129V146H130ZM148 145H150V144H148ZM8 146H9V144H8ZM12 146H13V145H12ZM40 146H41V145H40ZM81 146H82V145H81ZM81 146H80V147H81ZM86 146H87V145H86ZM129 146H127V147H129ZM144 146H145V145H144ZM144 146H143V148L146 149ZM6 147H7V146H6ZM83 147H84V146H83ZM92 147H93V146H92ZM110 147H111V146H110ZM136 147H137V145H136ZM141 147H142V146L139 147V150H141V149H140ZM147 147H148V146H147ZM149 147H150V146H149ZM149 147H148V148H149ZM7 148H8V147H7ZM10 148H12V147H10ZM41 148H42V147H41ZM43 148H44V147H43ZM81 148H82V147H81ZM111 148H112V147H111ZM156 148H157V149H156ZM78 149H79V148H78ZM84 149H85V148H84ZM127 149H128V148H126V151H127ZM150 149H151V148H150ZM150 149H149V150H150ZM81 150H82V149H81ZM111 150H112V149H111ZM116 150H117V149H116ZM139 150L137 149V151H139ZM44 151H45V150H44ZM76 151H78V150H76ZM83 151H84V150H83ZM101 151H100V152H101ZM112 151H114V149H113ZM130 151H131V149L128 150V152H125V153H128V154H129ZM41 152H42V151H41ZM78 152H79V151H78ZM78 152H77V153H78ZM81 152H82V151H81ZM84 152H85V151H84ZM96 152H97V151H96ZM96 152H95V154H96ZM103 152H102V153H103ZM131 152H133V150H132ZM143 152H145V150H143ZM151 152H152V151H151ZM86 153H87V152H86ZM117 153H118V152H117ZM125 153L123 152V154L126 156L127 154H125ZM133 153L135 154L136 151H134ZM133 153H131V154H133ZM137 153H138V152H137ZM10 154H11V153H10ZM54 154H56V155H54ZM104 154H105V152H104ZM107 154H108V153L106 152V156H109V155H110V152H109V155H107ZM114 154H115V152H114ZM114 154L112 153L111 155H114ZM121 154H122V152H121ZM131 154H130V155H131ZM134 154H133V156L135 157L136 154H135V155H134ZM139 154H140V153H138V155H139ZM142 154H143V157H144V153H142ZM38 155H39V156H38ZM70 155H71V154H70ZM75 155H76V154H75ZM92 155H93V154H92ZM102 155H103V154H102ZM111 155H110V156H111ZM117 155H118V154H117ZM117 155H115V157H116ZM130 155H128V156L130 157ZM138 155H137V156H138ZM153 155H154V154H153ZM23 156H22V157H23ZM104 156H105V155H104ZM122 156H123V155H122ZM139 156H141V154H140ZM139 156H138V157H139ZM162 156H163V155H162ZM162 156H161V157H162ZM72 157H73V156H71L70 159H71ZM111 157H112V156H111ZM134 157H133V158H134ZM242 157H243V156H242ZM65 158H66V157H65ZM75 158H76V157H75ZM82 158H83V157H82ZM125 158H126V157H125ZM135 158L138 159V160H140L139 158L142 159V157H139V158L135 157ZM135 158L133 159V161H135ZM144 158H145V157H144ZM144 158H143V159H144ZM61 159H62V158H61ZM22 160L24 161L25 158L22 159ZM72 160H73V158H72ZM84 160H85V158H84ZM110 160H111V158H110ZM119 160H120V159H119ZM121 160H123V159H121ZM124 160H125V159H124ZM128 160H129V159H128ZM26 161H25V162H26ZM63 161H64V160H63ZM67 161H69V160H67ZM99 161H101V160H99ZM117 161H118V160H117ZM131 161H132V160H131ZM136 161H137V160H136ZM141 161H142V160H141ZM144 161H145V159H144ZM167 161H168V160H167ZM42 162H43V164H42ZM102 162H103V161H102ZM125 162H126V160H125ZM128 162H129V161H128ZM22 163H24V162H22ZM59 163H60V161H59ZM85 163H86V161H85ZM118 163H119V162H118ZM136 163H137V162H136ZM139 163H140V162L138 161V164H139ZM142 163H143V162H142ZM142 163H141V164H142ZM26 164H27V163H26ZM62 164H63V163H62ZM67 164H68V163H67ZM116 164H117V163H116ZM116 164H115V165H116ZM129 164H130V163H129ZM131 164H132V163H131ZM133 164H134V162H133ZM22 165H23V168H24V164H22ZM53 165H54V164H53ZM69 165H70V164H69ZM69 165H67V166H69ZM72 165H74V164H72ZM106 165H107V164H106ZM106 165H105V167H107ZM112 165H113V164H112ZM117 165H118V164H117ZM122 165H123V164H122ZM134 165H135V168H136V167H137V164H134ZM139 165H140V164H139ZM143 165H145V164L143 163ZM20 166H21V165H20ZM58 166H59V165H58ZM64 166H65V165H64ZM67 166H65V167H66V170L69 171V169L67 168ZM70 166H71V165H70ZM74 166H75V165H74ZM103 166H104V165H103ZM103 166H102V167H103ZM108 166H111V163H110V164L108 163ZM113 166H114V165H113ZM125 166L127 167V166H129V165H125ZM125 166H123V167L126 168ZM140 166H141V165H140ZM25 167H26V166H25ZM34 167H35V168H34ZM40 167H41V166H40ZM65 167H64V168H65ZM71 167H72V166H71ZM71 167H69V168H70V169L77 168L76 166L73 167V168H71ZM79 167H80V165H79ZM105 167H103V168L105 169ZM123 167H122V169H123ZM130 167H131V166H130ZM144 167L146 168V165H145ZM27 168H28V167H27ZM98 168H100V167H98ZM108 168H109V167H108ZM115 168H116V167L114 166V170H115ZM120 168H121V167H120ZM120 168H119V169H120ZM132 168H133V167H132ZM135 168H134L135 172H136V170H140V169H141V168H140V169H135ZM137 168H139V167H137ZM24 169H25V168H24ZM28 169H29V168H28ZM30 169H31V168H30ZM30 169H29V170H30ZM40 169H41V168H40ZM53 169H55V168H53ZM78 169H79V168H78ZM83 169H84V168H83ZM100 169H101V168H100ZM25 170H26V169H25ZM48 170H49V169H48ZM60 170H61V168H60ZM62 170H63V169H62ZM92 170H93V169H92ZM107 170H108V169H107ZM107 170H105V171H107ZM42 171H43V170H42ZM44 171H45V170H44ZM51 171H52V170H51ZM58 171H59V170H58ZM63 171H64V170H63ZM70 171H71V170H70ZM72 171H73V170H72ZM81 171H82V170H81ZM93 171H94V170H93ZM98 171H99V170H98ZM126 171L128 172L129 170L126 169ZM126 171H125V172H126ZM131 171H132V173H134L133 170H131ZM141 171H142V170H141ZM28 172H29V171H28ZM39 172H40V171H39ZM109 172H110V170H109ZM120 172H121V170H120ZM125 172L123 173L124 175H126ZM127 172H126V173H127ZM53 173H54V172H53ZM59 173H60V172H59ZM59 173H58V174H59ZM77 173H78V172H77ZM85 173H86V172H85ZM95 173H96V172H95ZM103 173H104V172H103ZM132 173L130 172V174H131V175L129 174L130 177H131V176L134 177V175L136 174V173H134V174H132ZM142 173H143V172H142ZM18 174H19V172H18ZM25 174H26V172H25ZM25 174H24V175H25ZM43 174H44V173H43ZM48 174H49V173H48ZM50 174H51V173H50ZM50 174H49V175H50ZM123 174H122V175H123ZM127 174H128V173H127ZM138 174H140L139 171H138ZM138 174H136L135 176H137ZM32 175H33V174H32ZM46 175H47V174H46ZM51 175H52V174H51ZM51 175H50V176H51ZM56 175H57V173L55 172V176H56ZM34 176H36V175H34ZM38 176H39V175H38ZM50 176H49L48 178H50ZM73 176H74V175H73ZM89 176H90V175H89ZM127 176H128V175H127ZM148 176H149V175H147V176L145 175V177H147L145 180H143V178H144V176H143V177L141 178L143 181H142V180L139 181V182L142 184V185H140V183H139V186H138V188L140 189L141 194H142L141 189L144 190L143 192H146L147 190L150 191V189H151V190H152V189H155V186L153 185V180H152V179H153V176H152V175L149 176V180H147V179H148ZM17 177H18V176H17ZM29 177H30V176H29ZM43 177H44V176H43ZM52 177H53V176H52ZM52 177H51V178H52ZM67 177H69V176H67ZM91 177H92V176H91ZM96 177H97V176H96ZM123 177H124V176H123ZM123 177H122V178H123ZM137 177H138V176H137ZM137 177H135V178H136L137 180H140V179H139L140 176H139V178H137ZM34 178L36 179V177H34ZM40 178H41V177H40ZM48 178H45V179L48 180ZM51 178H50L49 180H51ZM92 178H93V177H92ZM102 178H103V177H102ZM125 178H126V176H125ZM125 178H124V179H125ZM135 178H134V179H135ZM30 179H31V177H30ZM74 179H75V178H74ZM82 179H83V178H82ZM82 179H81L80 182H82ZM84 179H86V178H84ZM90 179H91V178H90ZM94 179H95V177L93 178V182L95 181V182H94V183H95V186H96V187L99 186V185L101 184V182H100L99 185H98V184H96V183L99 182V181L96 182L97 179H95V180H94ZM128 179L130 180V178H127V181H128ZM25 180H27V179H25ZM28 180H29V179H28ZM54 180H56V182H54V183H55L54 185H58V186H61V187H62V184H63V183H62V178H61V177L55 178ZM110 180H111V179H110ZM116 180H117V179H116ZM122 180H123V179H122ZM29 181H31V180H29ZM89 181H92V180H89ZM111 181H112V180H111ZM123 181H124V180H123ZM127 181H125V182L127 183ZM130 181L133 182V180H130ZM135 181H136V180H135ZM135 181H134V182H135ZM154 181H155V180H154ZM80 182H79V183H80ZM102 182H103V181H102ZM113 182H114V181H113ZM115 182H116V181H115ZM118 182H119V181H118ZM134 182H133V184H131L130 182H128V183H130L131 185H130V184H127V185H128L127 188L131 189L132 187L130 188L129 186H132V185H133L134 187H136L137 185L135 186V185H134ZM31 183H32V182H31ZM38 183H39V181H38ZM40 183H39V184H40ZM67 183H68V182H67ZM94 183H93V184H94ZM126 183H125V187H126ZM135 183H136V182H135ZM46 184H47V183H46ZM50 184H51V183H49V185H50ZM71 184L74 185V182H71ZM77 184H78V183H77ZM109 184H110V183H109ZM111 184H112V183H111ZM136 184H138V183H136ZM65 185H66V184H65ZM87 185H88V184H87ZM89 185H90V184H89ZM101 185H103V184H101ZM101 185H100V187H99V190L102 189V188H101V187H102ZM105 185H106V184H105ZM121 185H122V184H121ZM34 186H35V185H34ZM46 186H48V185H46ZM46 186L44 187L45 189H46ZM50 186H51V185H50ZM58 186H57V188H58ZM82 186H83V185H82ZM106 186H108V184H107ZM113 186H114V185H113ZM115 186H118V185L116 184ZM0 187H2V186H0ZM65 187H66V186H65ZM84 187H85V186H84ZM88 187H89V186H88ZM103 187H104V185H103ZM108 187H109V186H108ZM108 187H106V188L109 189ZM140 187H141V188H140ZM59 188H60V187H59ZM70 188H71V186H70ZM82 188H83V187H82ZM97 188H98V187H97ZM106 188L104 187V189H106ZM120 188H121V187H120ZM47 189H48V188H47ZM50 189H51V188H50ZM65 189H66V188H65ZM83 189H84V188H83ZM85 189H87V187H86ZM89 189H90V188H89ZM91 189H92V187H91ZM107 189H106V190H107ZM121 189H122V188H121ZM129 189H127V190H129ZM135 189H136V188H135ZM139 189H138L137 191H139ZM48 190H49V189H48ZM48 190H47V191H48ZM66 190H67V189H66ZM74 190H75V189H74ZM111 190H112V189H111ZM123 190H124L123 192H125V188H124ZM132 190H133V188H132ZM132 190H131V191H132ZM43 191H44V189H43ZM51 191H52V190H51ZM64 191H65V190H62V189H59V190L57 191V194H58V196H57L58 198H56V199H57V202H56L57 204H54V205H57L56 212H57V214H58V216H57V214H56L55 216H57V217H59V218L57 219L56 224L54 223L56 226L54 227L55 229H54V232H53V234H52V235L54 236V239H53V240H54V241H53V247H54V248H58V251H59L58 254H60V256H62V258H64V256H65V250L68 251V249H66V248H67V247H66V246H67V243H69L68 241L70 240V239L68 240V236H69V233H70V229H69L70 227H69L68 225H69V223L72 221L71 219H70V220H71V221H70L69 218H68L67 216H64V215L62 214V212H63V210H64V207H63V206H65V205L68 206V205H69V204L65 203V205L62 206V207H63V210H62L61 205H62L65 201H67V200H65V199H66V195H65ZM67 191H69V190H67ZM67 191H65V192H67ZM77 191H79L78 188H77ZM86 191H87V190H86ZM86 191H85V192L82 191L83 193H85V195H84L85 197H84V198H86ZM90 191H91V190H90ZM102 191H103V193H104L105 190H102ZM131 191H129V192L126 191L127 193H125V194H128V193H129L128 196H130V195L133 193V192L131 193ZM154 191H156V190H154ZM2 192H3V191H2ZM80 192H81V191H80ZM88 192H89V191H87V195H88V196H91V195H89V194H90V193H91V194L93 193V192L91 191V192H89V194H88ZM94 192H95V191H94ZM106 192H108V191H106ZM106 192H105V193H106ZM140 192H139V194H140ZM0 193H1V191H0ZM75 193H76V190H75ZM103 193H102V195H104ZM130 193H131V194H130ZM147 193H148V192H147ZM11 194H12V195H11ZM55 194H56V192H55ZM108 194H109V193H108ZM111 194H112V193H111ZM137 194H138V193H137ZM137 194H136V195H137ZM139 194H138V195H139ZM162 194H163V193H162ZM4 195H5V194H4ZM102 195H101V197H102ZM132 195H133V194H132ZM138 195H137V196H138ZM143 195H144V194H143ZM143 195H142V196H143ZM2 196H3V193H2ZM45 196H46V195H45ZM52 196H54V195H52ZM70 196H71V195H70ZM75 196H76V195H75ZM128 196H126L127 198H124V201H123L124 203L126 202V199H127V200H130V199H131V197H128ZM137 196H136V197H137ZM142 196H139V197H141V198H138V199L134 196V197H132V199H133V198H136L135 200H138V201H139V199H142L145 195H144L143 197H142ZM148 196H149V195H148ZM36 197H37V196H36ZM40 197H41V196H40ZM42 197H44V196H42ZM42 197H41V198H42ZM54 197H55V196H54ZM78 197H79V196H78ZM91 197H94V196H91ZM101 197H100V199H101ZM103 197H104V196H103ZM103 197H102V199H103ZM107 197H108V196H107ZM109 197H110V196H109ZM152 197H153V196H152ZM159 197H160V195H159ZM46 198H47V196H46ZM46 198H45V199H46ZM51 198H53V197H51ZM87 198H90V197H87ZM105 198H106V197H104V199H105ZM74 199H75V198H74ZM95 199H96V198H95ZM1 200H2V199H1ZM8 200H9V199H8ZM13 200H15V198H14ZM53 200H54V199H53ZM78 200H79V199H78ZM84 200H85V199H84ZM84 200H83V201H84ZM105 200H106V199H105ZM107 200H108V198H107ZM107 200H106V201H107ZM135 200H134V201L132 200V201H133L132 204H133L134 206H136V209H138L139 211L142 212L143 209L141 210V207H142L141 204L138 203V201L135 202ZM9 201H10V200H9ZM17 201H18V200H17ZM22 201H21V202H22ZM44 201H45V200H44ZM79 201H80V200H79ZM85 201H86V200H85ZM87 201H88V200H87ZM91 201H92V198H91ZM91 201H90V199H89V202H91ZM97 201H98V199H97ZM97 201H96V203H97ZM101 201H102V200H101ZM108 201H110V200H108ZM121 201H122V200H121ZM132 201L130 200V205H132V204H131ZM142 201H143V200H142ZM144 201H145V200H144ZM10 202H11V201H10ZM19 202H20V201H19ZM33 202H34V203H33ZM41 202H42V200H41ZM52 202H53V201H52ZM98 202H99V201H98ZM123 202H122V204L124 205ZM128 202H129V201H127L126 203L128 204ZM139 202H141V201H139ZM148 202H150V201H149V200H148L147 202L145 201L146 204L144 203V205H143V203H142V205H143L144 207H145V206H146V207H147V206H150ZM1 203H2V202H1ZM26 203H27V206H26ZM42 203H43V202H42ZM69 203H70V202H69ZM75 203H76V202H75ZM75 203H74V204H75ZM83 203H85V202H83ZM87 203H88V202H87ZM87 203L84 204V205L87 206ZM134 203H136V205H135ZM7 204H8V203H7ZM13 204H14V203H13ZM21 204H22V203H21ZM43 204H44V203H43ZM50 204H51V203H50ZM50 204H49V205H50ZM91 204H92V203H91ZM94 204H95V203H94ZM118 204H119V203H118ZM138 204H140V209L137 208V207H139ZM10 205H11V204H10ZM88 205H89V203H88ZM41 206H43V205H41ZM74 206H75V205H74ZM77 206H78V204H77ZM94 206H95V205H94ZM125 206H126V205L121 206V203H120V205H119L120 210H118L117 213H116L115 211H116L117 209H119V208L116 207V208H117L116 210H115V209H114V211L112 210L113 212H115V213H112V216L115 214V220H114V221H116L117 223H118V221L120 220V219H119L120 216H121L120 214H121L122 209H123V208H121V207H125ZM15 207H16V206H15ZM18 207H19V206H18ZM39 207H40V206H39ZM69 207H71V206L69 205ZM78 207H79V206H78ZM91 207H92V206H91ZM128 207H129V205H127V208H128ZM130 207L133 208V206H130ZM16 208H17V207H16ZM50 208H51V207H50ZM53 208H54V209H53ZM53 208H52V209L55 210V207H53ZM71 208H72V207H71ZM71 208H70V209H71ZM88 208H89V207H88ZM134 208H135V207H134ZM147 208H148V207H147ZM14 209H15V208H14ZM14 209H13V210H14ZM17 209H18V208H17ZM21 209H22V208H20V211H21ZM23 209H22V210H23ZM74 209H75V208H74ZM83 209H84V208H83ZM136 209H135V211H137ZM11 210H12V209H11ZM18 210H19V209H18ZM18 210H17V211H18ZM27 210H28V208H27ZM29 210H32V209L29 208ZM29 210L27 211V213L29 212ZM34 210H35V209H34ZM79 210H80V209H79ZM84 210H85V209H84ZM129 210H130V209H129ZM5 211H6V210H5ZM48 211H49V210H48ZM70 211H71V210H70ZM105 211H106V210H105ZM108 211H109V210H108ZM167 211H168V210H167ZM1 212H2V211H1ZM22 212H23V211H22ZM22 212H21V214H23ZM38 212H39V211H38ZM38 212H37V213H38ZM53 212H54V211H53ZM65 212H66V210H65ZM102 212H103V211H102ZM141 212H140V213H141ZM144 212H145V211H144ZM9 213H10V211H9ZM18 213H20V212H17V213H16V216H17ZM24 213H26V212H24ZM31 213L33 214V212H30L29 214H31ZM47 213H48V212H47ZM50 213H51V211H50ZM50 213H49V214H50ZM80 213H82V212H80ZM80 213H79V214H80ZM84 213H85V212H84ZM87 213H88V212H87ZM136 213H137V212H136ZM138 213H139V212H138ZM142 213H143V212H142ZM32 214H31V215H32ZM66 214H67V213H66ZM73 214H74V213H73ZM103 214H104V213H103ZM3 215H4V214H3ZM9 215H10V214H9ZM26 215H28V214H25V217H26ZM46 215H47V214H46ZM71 215H72V213H71ZM80 215H81V214H80ZM84 215H85V214H84ZM106 215H107V214H106ZM155 215H157V214H155ZM158 215H159V214H158ZM158 215H157V217H158ZM1 216H2V215H0V217H1ZM16 216H15V217H16ZM33 216H34V215H33ZM52 216H53V215H52ZM68 216H69V214H68ZM73 216H74V215H73ZM81 216H82V215H81ZM112 216H111L110 218L113 220L114 217H112ZM159 216H160V215H159ZM161 216H162V215H161ZM8 217H9V216H8ZM8 217H7V218H8ZM20 217H21V216H20ZM35 217H36V216H35ZM48 217H49V215H48ZM53 217H54V216H53ZM70 217H72V216H70ZM1 218H2V217H1ZM3 218H5V217H3ZM3 218H2V220H3ZM10 218H11V217H10ZM16 218H17V217H16ZM16 218H15V219H16ZM18 218H19V217H18ZM18 218H17V220H18ZM27 218H28V216L26 217V220H27ZM79 218H80V217H79ZM79 218H78V219H79ZM89 218H90V217H89ZM158 218H159V217H158ZM167 218H168V217H167ZM5 219H6V218H5ZM15 219H14V220H15ZM23 219H24V218H23ZM33 219H34V218H33ZM40 219L42 220V218H40ZM67 219H68L69 221H68ZM83 219H84V218H83ZM86 219H87V218H86ZM6 220H7V219H6ZM11 220H12V219H11ZM14 220H13V221H14ZM17 220H16V221H17ZM43 220H44V219H43ZM43 220H42V221H43ZM53 220H54V219H53ZM53 220H51V221L53 222ZM7 221H8V220H7ZM13 221H12V222H13ZM16 221H15V223H16ZM20 221L22 222V219H20ZM27 221H28V220H27ZM36 221H37V220H36ZM44 221H45V220H44ZM47 221H48V220H47ZM51 221H50V222H51ZM54 221H55V220H54ZM114 221H113V222H114ZM130 221H131V220H130ZM0 222H1V221H0ZM2 222H4V220H3ZM9 222H10V221H9ZM9 222H8V224H10ZM17 222H19V220H18ZM28 222H29V221H28ZM34 222H35V221H34ZM110 222H112V221H110ZM110 222H109V223H110ZM116 222H115V223H116ZM15 223H14V224H15ZM37 223H38V222H37ZM40 223H41V222H40ZM71 223H72V222H71ZM79 223H80V222H79ZM6 224H7V223H6ZM6 224H5V225H6ZM25 224H26V223H25ZM41 224H43V223H41ZM41 224H40V225H41ZM49 224H50V223H49ZM54 224H53V225H54ZM76 224H77V223H76ZM113 224H114V223H113ZM0 225H2V224L0 223ZM19 225H20V223L18 224V226H19ZM21 225H22V223H21ZM28 225H29V224H28ZM30 225H32V224H30ZM37 225H38V224H37ZM114 225H116V224H114ZM114 225H113V226H114ZM8 226H9V225H7V227H8ZM16 226H17V225H16ZM16 226H15V227H16ZM18 226H17V227H18ZM22 226H23V225H22ZM26 226H27V225H26ZM41 226H42V225H41ZM44 226H45V225H44ZM44 226H42V228H43ZM73 226H75V225H73ZM108 226H109V225H108ZM0 227L2 228V226H0ZM4 227H5V226H4ZM11 227H12V226H10V228H11ZM17 227H16L15 229H17ZM35 227H36V226H35ZM47 227H48V226H47ZM47 227H46V228H47ZM51 227H52V226H51ZM82 227H83V226H82ZM18 228H19V227H18ZM23 228H24V227H23ZM48 228H49V227H48ZM48 228H47V229H48ZM110 228H111V225H110ZM110 228H108V230H109ZM115 228H116V226H115ZM115 228L113 227L112 229L115 230ZM5 229H6V228H5ZM21 229H22V228H21ZM27 229H28V228H27ZM0 230H1V229H0ZM2 230H3V229H2ZM7 230H9V229L7 228ZM10 230H11V229H10ZM17 230H18V229H17ZM34 230H36V229H34ZM42 230H43V229H42ZM51 230H52V229H51ZM114 230H113V232H114ZM118 230H119V229H118ZM124 230H125V229H124ZM4 231H5V230H3V232H4ZM25 231H26V229H25ZM75 231H76V230H75ZM3 232L0 231V234L3 233ZM17 232H18V231H17ZM21 232H22V231H21ZM27 232H28V234H29V231H28V230H27ZM34 232H36V231H34ZM42 232H44V230H43ZM42 232H41V233H42ZM108 232H109V231H108ZM13 233H14V232H13ZM15 233H16V232H15ZM22 233H24V232H22ZM30 233H31V232H30ZM32 233H33V232H32ZM109 233H110V232H109ZM5 234H6V233H5ZM95 234H96V233H95ZM112 234H113V233H112ZM6 235H7V234H6ZM9 235H10V234H9ZM11 235H12V234H11ZM16 235H17V234H16ZM16 235H14V236H16ZM47 235H48V233H47ZM85 235H86V234H85ZM110 235H111V234H110ZM21 236H22V235H21ZM24 236H25V234H24ZM28 236H29V235H28ZM1 237H2V236H1ZM1 237H0V238H1ZM7 237H8V235H7ZM16 237H17V236H16ZM16 237H15V239H18V238H16ZM18 237H19V236H18ZM11 238H12V236H11ZM43 238H46V236L43 237ZM50 238H52V237H50ZM100 238H101V237H100ZM113 238H114V237H112V239H113ZM2 239H3V238H2ZM2 239H1V240H2ZM6 239H7V238H6ZM6 239H5V240H6ZM22 239H23V238H22ZM22 239H21V240H22ZM35 239H39V238H35ZM35 239H34V240H35ZM1 240H0V241H1ZM46 240L49 241L48 239H46ZM46 240H45V241H46ZM101 240H102V239H101ZM113 240H114V239H113ZM6 241L9 242L8 240H6ZM10 241H11V240H10ZM13 241H14V240H13ZM13 241H11V242H13ZM25 241H26V239H25ZM32 241H33V240H32ZM32 241H30V242H32ZM43 241H44V240H43ZM43 241H42V242H43ZM50 241H51V240H50ZM19 242H20V241H19ZM23 242H24V241H23ZM36 242H37V241H36ZM104 242H105V241H104ZM14 243H15V242H14ZM33 243H34V242H33ZM40 243H41V242H40ZM44 243H45V242H44ZM48 243H49V242H48ZM112 243H113V241H112ZM10 244H11V243H10ZM16 244H17V243H16ZM49 244H50V246H51V243H49ZM99 244H100V243H99ZM11 245H12V244H11ZM14 245H15V244H14ZM21 245H22V244H21ZM25 245H26V243H25ZM41 245H42V244H41ZM44 245H45V244H44ZM0 246H1V245H0ZM5 246H7V245H5ZM12 246H13V245H12ZM12 246H11V247H12ZM17 246H18V245H17ZM26 246H27V245H26ZM28 246H29V245H28ZM34 246H35V245H34ZM36 246H37V245H36ZM110 246H111V245H110ZM9 247H10V246H9ZM9 247H7V248H9ZM18 247H19V246H18ZM21 247H22V246H21ZM45 247H47V246L45 245ZM5 248H6V247H5ZM14 248H15V247H14ZM39 248L43 249L42 246L39 247ZM39 248H36V249L38 250ZM112 248H113V247H112ZM112 248H110V249H112ZM10 249H11V248H10ZM15 249H16V248H15ZM15 249H14V250H15ZM20 249H21V248H20ZM52 249H53V248H52ZM8 250H9V249H8ZM11 250H12V249H11ZM29 250H30V248H29ZM29 250H27L26 252H28ZM31 250H32V248H31ZM34 250H35V249H34ZM115 250H117V249H115ZM4 251H5V250H4ZM12 251H13V250H12ZM21 251H22V249H21ZM32 251H33V250H32ZM44 251H45V249H44ZM52 251H53V250H52ZM54 251H55V249H54ZM56 251H57V250H56ZM79 251H80V250H79ZM117 251H118V250H117ZM117 251H116V252H117ZM7 252H9V251H7ZM10 252H11V251H10ZM10 252H9V253H10ZM15 252H16V250H15ZM15 252H14V253H15ZM35 252H36V250H35ZM41 252H42V251H41ZM111 252H112V251H111ZM16 253H17V252H16ZM23 253H24V252H23ZM36 253L39 254V252H36ZM45 253H46V252H45ZM108 253H109V252H108ZM112 253H113V252H112ZM112 253H111V254H112ZM12 254H13V253H12ZM25 254H26V253H25ZM40 254H41V253H40ZM56 254H57V253H56ZM117 254H118V253H117ZM7 255H8V253H7ZM21 255H22V256H21ZM21 255H19V251H18V257H20V256L22 257V258H19V260H20V259H25V258H23V254H21ZM27 255H28V254H26V256H27ZM34 255H35V254H34ZM34 255H33V253H32V256H34ZM41 255H42V254H41ZM114 255H115V254H114ZM1 256H2V255H1ZM36 256H38V255H36ZM79 256H80V255H79ZM115 256H117V255H115ZM115 256H114V258H115ZM11 257H13V256L11 255ZM11 257H10V258H11ZM14 257H15V256H14ZM18 257H17V258H18ZM24 257H25V256H24ZM34 257H35V256H34ZM39 257H40V256H39ZM75 257H76V256H75ZM3 258H4V257H3ZM7 258H8V257H7ZM36 258H37V257H36ZM1 259H2V258H1ZM42 259H43V258H42ZM7 260H8V259H7ZM12 260H13V258L11 259V261H12ZM26 260H27V259H26ZM39 260H40V259H39ZM3 261H4V260H3ZM17 261H18V260H17ZM23 261H24V260H23ZM23 261H22V262H23ZM58 261H59V260H58ZM12 262H13V261H12ZM18 262H21V261H18ZM39 262H40V261H39ZM76 262H77V261H76ZM106 262H107V261H106ZM4 263H6V262H4ZM7 263H8V262H7ZM10 263H11V262H10ZM13 263H15V262H13ZM27 263H28V262H27ZM29 263H30V262H29ZM51 263H52V262H51ZM61 263H62V262H61ZM19 264H20V263H19ZM38 264H39V263H38ZM40 264H41V263H40Z\"/></svg>",
	"mask_w": 264,
	"mask_h": 264
}]
</instances>
